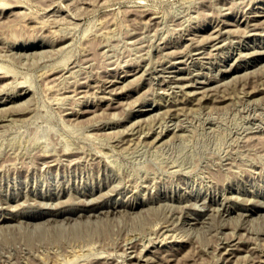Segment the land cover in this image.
<instances>
[{
	"label": "rangeland",
	"instance_id": "obj_1",
	"mask_svg": "<svg viewBox=\"0 0 264 264\" xmlns=\"http://www.w3.org/2000/svg\"><path fill=\"white\" fill-rule=\"evenodd\" d=\"M56 1L57 0H0V2H2V3H0V8L1 9H2V7L5 8V9L4 8L2 9L3 11L0 9L1 10L0 11V47H1L0 48V70H1L0 71V77L1 78L4 77V80L0 78L1 79L0 80V93L3 92V94L2 93L0 94V106L1 107L5 106L3 108V110H2V108H0V113H1L0 114V158L4 159V161L0 159V165H1L0 166V170H1L0 171V182H1L0 183L1 184L0 185V194H1L0 195V197H1L0 201H2V202H0V206L3 205V207H0V215H1V213H3L1 215L2 217L0 216L1 217L0 218V221H1L0 224L1 223H2V225H3V223H7V225L9 224L8 226L4 224V227L2 225H0V230H4L3 232H0V233L4 237L7 238V239L4 238L0 234V238H1V236L3 237L0 239V264H21V261H23L22 264H28V263L29 264H31V263L32 264H36V263L40 264L44 260H45L44 262L46 264H50V262L52 264H55V263H53L54 261H51V260H55L56 264H59V263L62 264L61 261H62V259L64 261L65 258H68V259L63 264H66V263L67 264L68 263L73 264L74 262L76 264H85V263L86 264L87 263H90V264H100V263L105 264L106 263L107 264L110 261L111 262L109 264H111V263L113 264L116 261L117 262L115 264H117V263L118 264H121V263L122 264H130V263L131 264L132 263H134V264L135 263L136 264H140V263L141 264H145V263L148 264L149 263L150 264L153 261H154V263H152V264H157L158 262H159L158 264H221V262H222V264H224L226 261H227V263H225V264H247V263L249 264V262L250 263L253 262V264L254 263L256 264L258 258L260 260V262H259V260H258V262L261 264L262 263L264 264V260L262 261V259H264V249H263L264 248V244H263L264 243V239H263L264 238V234H263L264 233V230H263L264 229V206H263V204H264V151H263L264 145H261V144H264V91H263L264 85H262V82H260L261 81L260 79H262V81L264 83V77L262 74L263 69H264V64H262V63H264V54H263L264 53L263 52L264 51V36H263L264 34H261V33H264V31H262V30H264V23L262 24V26L254 27L255 28L254 29L252 24L255 21L254 20L251 21L254 16L256 18L260 17L261 19H264V17H263L264 14H262L264 12V0H252L253 2H251V0H58L57 2ZM52 2H53V4H52ZM250 2H251V4H250ZM3 3H5V4H3ZM12 3H16V6H15V4L13 6ZM10 5H11V7H10ZM249 5H251V6H249ZM257 5L259 8L257 7ZM250 7L252 9H250ZM248 9H249V11H247ZM142 10H144V11H142ZM145 10H147V12H145ZM251 10H252V12H250ZM244 11H246V12H244ZM255 11L257 13L259 11V14H256ZM149 12H152V13H149ZM140 14H142V15H140ZM247 14H249V15H247ZM139 16H141V17H139ZM151 17L154 20H152ZM144 18H146V20L148 22ZM140 19H143L144 23H143V20H140ZM246 19L248 20V22ZM221 20H223V21H221ZM224 20H225V22H224ZM243 20L245 21V23ZM218 21L221 23H219ZM250 21L252 24H250ZM258 21H259V19H258ZM234 23L236 25H234ZM52 24L54 25V28H53ZM218 24L220 25V27L218 29L217 28L215 29V27L219 26ZM238 24H240L241 26ZM244 24H246L247 26ZM49 26H51V27H49ZM236 26L237 27L240 26L239 27L240 29H238ZM244 26H246L245 29H243ZM230 27L233 29L235 28L239 32L233 31V29H231ZM213 28H214V30H213ZM224 28L227 29V31H228L227 33L224 31ZM228 28H229L230 32L233 31V33L235 35L233 33H230ZM246 28H248L246 32L250 33L252 31L251 33L254 32V34L247 33L248 34V35L246 34L247 36L245 34H243V33H245ZM261 28H262V30H261ZM51 29H53L54 32H55V30H57L56 33L61 34L59 36V35H56V33H54L55 34L54 36H56L58 41H56L57 39L55 40V38L53 36V31ZM256 29L257 30L259 29L260 31H256ZM212 30L214 32H212ZM219 30L221 32H218ZM222 31H224V32L222 33ZM255 31L258 33H256ZM209 32L211 34H209ZM216 32H218V33H216ZM224 33H226V34H224ZM228 33H230V34H228ZM259 33L261 36L259 35ZM206 34H207V36H204ZM212 34H214V35H212ZM242 34L245 36H243ZM67 35L69 37H67ZM211 35H212V38L210 37ZM218 35H221V36H218ZM257 35H258V37H257ZM196 36H198V37H196ZM239 36H240V38H239ZM213 37L214 38L216 37V38L213 39ZM252 37H253V40H252ZM67 38H68V40H67ZM191 38H193L194 40L196 39V40L194 41ZM203 38L204 39L209 38V39H207V40H209V42L208 41H207L208 43L205 42L206 40L205 41L202 40ZM50 40H51V42H49ZM235 40H236V42H235ZM214 41H216V42H214ZM238 41H241V42L239 43ZM245 41H246V43H245ZM64 42L66 43V46L64 45L65 44ZM197 42L199 45L196 44ZM212 42H214V43H212ZM1 43L3 46L4 45L5 46L4 47L1 46ZM200 43H203V45ZM217 43H218V45H217ZM261 43H262V45H260ZM51 44L54 46H51ZM59 44L64 45V47L62 48V45L60 47ZM219 44L221 46H219ZM12 45H14V46L12 47ZM209 45H211V46H209ZM234 45H236V46H234ZM55 46L57 48L56 50L54 48ZM195 46L198 48H196ZM205 46H206V48H205ZM58 47H60L62 49H58ZM190 47L192 48L191 50H189ZM200 47H201V49H200ZM212 47H213V51H211ZM239 47H240V50H239ZM253 49H254V51L256 49L257 51L261 52V54L257 51H256L257 52V54H256L253 51ZM260 49H261V51H260ZM179 51H181V53H178ZM190 51H193L194 53L190 52ZM196 51H198L200 53H198ZM188 52L190 54H192V53L193 54L190 56ZM203 52L205 53V55H202ZM233 52H234V54H233ZM238 52H240V53L238 54ZM246 52L248 53V55L246 54ZM253 52L255 54H253ZM207 53H210V55ZM178 54H179V56H178ZM199 54L202 55L203 57L200 56ZM249 54H250V57L252 59L249 57ZM207 55H209V56H207ZM192 56H194V57L196 56V57L194 58ZM225 56L226 57L228 56V57L226 59H224ZM235 56H238V58L236 59ZM241 56H242V58L244 57V59H241L240 58ZM245 57H247V58H245ZM200 58H202L203 61ZM85 59H87V60L85 61ZM188 59H189V62H188ZM233 59H235L234 60L235 62L233 61L234 63L232 62V64H231V61ZM245 59L248 61L247 65H245L246 64ZM177 60H178V63H177ZM170 61H171V63H170ZM174 61H176V64ZM224 61H225V63H224ZM167 62H169L170 64H168ZM173 62H174V64H172ZM66 63H68V64H66ZM129 63H132L131 66ZM133 63H135V64H133ZM143 63L145 65H143ZM184 63H185V65H184ZM190 63H192V64H190ZM128 64H129V66H128ZM166 64H168V65H166ZM235 64H237V65H235ZM63 65L65 66L64 71L67 67L65 72L63 71V67H64ZM72 65H73V67L70 68L69 66H72ZM133 65H135V66H133ZM137 65L139 68L137 67ZM182 65L185 68H182L183 67ZM188 65H189V67H188ZM232 65H233V67H232ZM257 65L260 68H258ZM53 66H57V67L61 66L60 67L61 69H59L57 67H53ZM144 66L146 67L145 71H150V72H147V73L142 72L143 69L145 68ZM159 66H161V67H159ZM167 66H169V67H167ZM225 66H226V69L224 68ZM262 66H263V68H262ZM158 67L160 69L162 67H164V68H162L163 71L162 70L159 71ZM252 67H253V69H252ZM50 68H52V72H51ZM54 68L59 69V71L56 69L57 71L54 70L55 72H53ZM155 68H156V70H155ZM220 68L225 70V72L223 70H221ZM247 68L252 69L253 71L256 72V73L255 72L253 73V75L255 74L254 77H253V75L251 77H247L246 73H248L250 76L251 75L250 73L253 72L252 70H248ZM260 69L262 71H260ZM47 70H48V73L46 72ZM134 70H136L137 73ZM179 70H181V71L183 70V71L180 72ZM236 70H237V72H236ZM245 70H248L251 72H246ZM121 71H122V73H121ZM123 71L124 72L126 71L125 74ZM131 71H132V73H131ZM157 71H158V73H161L160 76L157 73ZM174 71H175V73H174ZM5 72L9 74V75L7 74L8 77L6 76ZM60 72L62 75H60ZM139 72H141L140 77L143 76L142 77L143 79L140 78L141 80H139ZM258 72H261V73H259L261 75V77H259L260 75L258 76V74H257ZM143 73H144V75H143ZM239 73L241 76L239 75ZM3 74H4V76H3ZM45 74H47L49 77H47V75L45 76ZM57 74H58V76H57ZM114 74H116V76ZM174 74H176L177 76L182 75V77H183L182 82L177 83V84H179V85L182 84L184 86V84L186 83V85L184 86L185 90H188L191 88L190 91L189 90L188 91L192 92V94H189V92L187 93V91H185V93L187 94L186 95L184 93V88L182 90L183 86L182 87L180 86L181 87L180 88L179 86H176L177 85L176 83H172V82L170 83L169 75H174ZM194 74L197 75L198 77L195 76ZM235 74L237 76H233ZM243 74L246 75V76L244 75L245 79L243 78L244 76H242ZM63 75L64 76L66 75V77H64ZM153 75H155L156 77ZM162 75H163V77H162ZM188 75H190V76H189V78L186 77L187 78L186 79L184 76H188ZM51 76L53 78H55V76H56L57 78H55L53 80ZM62 76H63V79L59 80V78H62ZM117 76H119V77H117ZM137 76H138V79H135V78H137ZM114 77H116V78H114ZM131 77L132 78L134 77L133 78L134 80ZM166 77L168 80L165 81ZM195 77H197V78H195ZM230 77L234 78V80L233 79L231 81L228 80V79H230ZM252 77L257 81L252 79ZM48 78L52 79V80H49ZM127 78H129L130 81L133 80V81H131V84L129 83L130 81H128ZM162 78L164 79V82L162 81L163 80ZM241 78H243V79H241ZM257 78H259V79H257ZM115 79H116V81H115ZM124 79H126L128 81V83ZM195 79H197V80H195ZM199 79L201 80V82L203 81V79H205V80L201 83ZM235 79H237V81H239V82H237ZM2 80H3V82H2ZM6 80H7L8 84L6 83ZM47 80H48V82H47ZM117 80L121 81V82H118ZM192 80H194V81H192ZM208 80H209V82H208ZM220 80L223 82L221 83ZM224 80H226V81L228 80V82L226 83V81H224ZM246 80H247L248 84H246V82L243 83V81H246ZM248 80L249 81L254 80L255 83H254V81H252L253 83L250 81L253 84L252 85ZM258 80H260V81H258ZM55 81H58V83L54 84ZM84 81H86V82H84ZM94 81H96V82H94ZM159 81H161V82H159ZM188 81H190L189 83L191 85L190 84L187 85ZM4 82L7 85H3ZM81 82H82V84H81ZM123 82H126L125 85H123ZM132 82H134V84H136V82H137L138 86H137V84L136 85L132 84ZM139 82H140V84H139ZM75 83H77V84H75ZM78 83H79V85H78ZM85 83H88L89 85L88 84L86 85ZM99 83L101 86L99 85ZM50 84L52 86H50ZM128 84H130V86H128ZM169 84H172L175 87L174 86L171 87V85H169ZM195 84L197 86H195ZM205 84H206V86H205ZM214 84L215 85L219 84V85L213 86ZM256 84L259 85V88H257L258 86ZM25 85H26V87H25ZM28 85H29V87H28ZM74 85H77V87L78 86L79 87L77 88ZM91 85H94V87ZM104 85H106V87ZM114 85H116V86H114ZM119 85L125 89V90L123 89L124 92L122 91V88ZM167 85H168V87H167ZM203 85L205 86L204 89L202 87ZM16 86L18 87V89ZM85 86L86 87L90 86V87H87V89H86ZM125 86H126V88H125ZM242 86H244L243 89H242ZM250 86L252 89H260L263 92L260 91L259 92L260 94L256 93L257 95L252 94V92H251L252 90L249 88ZM252 86H254V87L257 86V87L254 88ZM95 87H97V88H95ZM159 87H163V88H159ZM215 87H216V89L212 90V88L214 89ZM246 87L250 89L249 91L251 93L248 94V91L245 90ZM19 88H21L22 90ZM74 88L75 89L77 88V90H75ZM91 88L92 89L95 88L96 90L95 89L92 90ZM114 88H116L117 90ZM167 88H168V90H167ZM206 88H208L207 90L210 89V91L207 92ZM222 88H223V91L221 90ZM99 89L104 93L103 96H101L103 93L101 91H99ZM112 89H114L115 91ZM193 89L194 90L197 89L198 91H200V89H203L204 91L202 90V91L196 93V92H194ZM217 89H219V91H217ZM83 90L88 92V94ZM109 90H111V91H109ZM164 90L168 91V93H165ZM72 91L74 93H72ZM77 91L80 92L81 96H80L79 92H77ZM119 91H120V94H119ZM181 91H183L184 94ZM70 92H71V94H70ZM76 92L78 95L75 94ZM82 92H85V94H87L86 95L87 97H89V95H90V97H89L90 99L87 97H84V93H82ZM121 92H122V94H121ZM171 92H173L176 97ZM202 92H204V95ZM206 92L207 93L211 92L212 96H211V94H209L210 96L208 95L209 96L208 97ZM219 92L220 93L222 92L224 94L221 95L222 93L219 94ZM6 93H8V94L6 95ZM18 93H20V94H18ZM94 93H95V96L93 98ZM169 93H171L170 95L173 99L175 97L176 101L170 97ZM72 94H75L76 96H78V97L80 96V97L78 98ZM82 94H83L84 98H82ZM160 94H162V95H160ZM200 94L203 96V98H202L203 100L198 97V96H201ZM4 95L6 97L8 96L7 99H12V98L13 99L11 101L3 104V101L6 99V97ZM98 95H99V97H98ZM108 95L110 96V98H108L109 97ZM163 95H164V97H162ZM190 95L191 96L194 95L196 98H192ZM219 95H220V97H219ZM105 96H107V97H105ZM116 96H118V97H116ZM124 96H126V97H124ZM182 96H184V97H182ZM96 97H98V98H96ZM188 97H190V98H188ZM217 97H219L218 98L219 100L216 99ZM221 97H222V100L220 99ZM2 98H3V100L1 101ZM101 98H102V100H97V99H101ZM104 98H106V99H104ZM164 98L167 99V101ZM212 98H215V99H212ZM224 98H225V100H223ZM76 99H77V101L80 100L79 103L76 101ZM160 99L163 100L164 102L161 101ZM177 99H179V100H177ZM186 99H188V100L191 99L190 100L191 102L188 100L186 101ZM192 99H193V101H192ZM197 99H199L198 101L201 102L200 104L197 101ZM208 99L209 100L211 99L210 101H212V100H214V101L210 102ZM253 99H255V100H253ZM91 100H95V101H91ZM136 100H138V101H136ZM142 100H144V101H142ZM96 101H98V102H96ZM109 101H110V103H109ZM119 101H121V102H119ZM123 101H125L127 103V105ZM155 101H158V102L156 103ZM177 101L179 103H177ZM75 102H77V103H75ZM85 102H87L89 105H87V103H85ZM92 102H94V103H92ZM160 102H162L163 104ZM168 102L169 103L172 102V103H170L171 105ZM193 102H196V103H193ZM204 102H206V103H204ZM8 103L10 104V106L13 104L11 106V108H9L10 106ZM116 103H119V104L116 106ZM133 103H134V105L137 104L136 105L137 107L134 106ZM186 103H187V105H185ZM211 103H213V105ZM215 103L217 106L215 105ZM78 104H80V106L81 105L82 106L80 107ZM138 104H139V106H138ZM173 104L174 105L176 104V108L174 107ZM6 105H8V107ZM77 105L79 107H76ZM101 105H102V108H101ZM177 105L180 107H178ZM190 105H192V107ZM196 105H198V106H196ZM73 106H74V108H73ZM96 106H98V107L96 108ZM106 106L107 107L111 106V108L105 109V113L102 114L101 112L102 111L104 112V108H107ZM114 106H116L117 108L116 107L114 108ZM119 106H122V107H119ZM125 106H127V107H125ZM182 106H185V107H183V111L185 114L183 113V111H182V114L180 113L181 111L179 109H181ZM187 106H189V107H187ZM66 107L67 108L70 107V109L69 108L67 109ZM163 107H164V109H162ZM5 108L7 109V112H5L6 111ZM71 108H73L74 110L73 109L71 110ZM76 108H78V109L80 108V109L77 110ZM86 108L89 109L88 113L87 112L86 113H84V112L80 113L83 110H85ZM122 108L124 111L122 110ZM145 108L147 109L148 112L146 111ZM168 108H170V109H168ZM177 108H178V110H177ZM90 109H91V111H90ZM93 109L96 110L95 111L96 113L93 112ZM112 109L114 110V113H112V111H113ZM65 110H69L70 112L72 111L73 113H69V111L68 112L66 111L67 112L66 113V112H64ZM172 110H173V112H172ZM176 110L179 111L178 114L182 115V116L180 115L181 117L176 113L177 112ZM98 111H99L102 119H104V117H102L104 115L105 121L107 120L106 119L107 117L109 120L111 119V121L107 120L106 123H104L105 122L104 120L103 121L100 120L101 118H100V115L98 114ZM108 111H109V114H108ZM125 111H126V113H125ZM156 111H158V115H156L157 114ZM166 111H169L168 115L171 118V120L168 117ZM174 111H176V112H174ZM134 112H135V114H134ZM171 112H172V114H171ZM5 113H7V115ZM173 113H175L174 116H173ZM66 114L69 117H67ZM97 114L99 116H97V119H95L96 116H94V115H97ZM112 114H116L117 116H120L122 114V116L116 118L115 119L116 121L114 120L112 122V120L114 119V118L112 119V116L114 117V115H112ZM127 114L128 115L131 114L134 116H131V115L128 116ZM148 114H150L151 120H150V118L148 119V117H149ZM110 115H111V118H109ZM155 115H156V117L154 118ZM2 116H4L3 117L4 119L2 118ZM83 116H84V118H83ZM90 116H91V119L94 118L92 120L90 119L92 121V122L90 121L92 125H89L90 122L88 123ZM117 116H115V117H117ZM145 116L147 117L146 119H144ZM176 116H178V117L176 118ZM70 117H72V119ZM125 117H126V119H125ZM122 118H124L125 120ZM137 118H139V119H137ZM180 118H182V119L180 120ZM77 119H79V121L80 120L81 121L76 122L75 120H77ZM82 119H83V122H82ZM119 119H121L122 121ZM133 119H135L136 122H134ZM97 120L99 122H103V123L102 124L99 123L98 125H100V126H98L95 123V122L98 123ZM129 120H132V122L131 121L130 122L133 123L132 124L133 126L132 125L130 126L132 130L130 128L128 129L129 126L126 127L127 125L131 124L129 122ZM144 120H147V121H144ZM117 121H120V124ZM141 121H142V123H141L142 127L140 126ZM143 122H145L146 124L148 122L149 123L147 125L146 124L143 125ZM169 122H171L170 125H169ZM115 123H117V124H115ZM84 124L86 126L88 124V126L86 127ZM123 124L124 125L126 124V125L124 126ZM134 125H136V126H134ZM165 125L167 127H164ZM176 125H177V127L175 128ZM122 126H124V127H122ZM157 126H159V127H157ZM162 126L164 127L165 130L163 129ZM90 128H91V130H90ZM141 128L144 132H142V130L140 131ZM94 129H96L100 134ZM109 129H110V131H109ZM123 129L124 130L126 129L128 131V133H126L127 131L124 132V136H123V133H121L124 131ZM151 129H152V131L154 130L156 133H157V131L160 132V137L157 139H155V138L152 139L156 134L154 131H153L154 132L153 133L151 131ZM158 129H160V130H158ZM114 130L116 132L119 130V132L121 134L119 132L116 133ZM133 130H136V132L139 130V132L136 133ZM162 130H164L166 133L165 132L162 133ZM91 131H92L93 135L91 134ZM94 131H95V135H94ZM100 131L105 132V134L108 131L110 136H109L108 132L105 135V134L101 133ZM113 132H114V134H113ZM147 132H148L149 136L145 135ZM149 132L152 134H149ZM248 132H250V133H248ZM143 133H145V134H143ZM170 133H172V134L177 133V134H175V136H174V135H171ZM116 134H118V136H120V137H118ZM130 134L135 135L136 138L133 135H131V137H133V138H131L129 136ZM141 134H143V135H141ZM248 134H249V137H248ZM139 135H140V137H139ZM169 135L171 137L174 136V138H171ZM250 135H251V140H250ZM114 136H117V137H114ZM253 136H254V138H253ZM113 137L116 139H113ZM137 137H139V139L141 138L143 141L141 139L139 140ZM147 137L150 139H148ZM246 137H248V138H246ZM120 139H121V142H120ZM123 139H124V141H123ZM144 139H145V141L147 140L146 142H148L149 144L146 143L144 141ZM159 139H161V141H159ZM165 139H166V141H165ZM115 140L116 141L119 140V141H117V143H116ZM148 140H150L151 142H149ZM246 140H247V142H245ZM136 141H137V143H136ZM152 141H153V143H154L153 145H155V147L152 145ZM251 141L252 142L254 141L253 144ZM257 141L259 144L257 143ZM262 141H263V143H260ZM244 142H245V144H243ZM255 142L257 143L258 146L256 145ZM119 143H122V144H119ZM127 143H128V145L129 144L130 145L128 146ZM133 143H136V144H133ZM157 143H159V144L157 145ZM246 143H248L250 145H248V147H245V146H247ZM143 144H145V145H143ZM120 145L121 146L126 145L128 147H126V146L121 147ZM243 145H245L244 146L245 148H243ZM157 146H159V147H157ZM240 146H241V148H240ZM79 148H80V150H79ZM59 149H62L63 151L59 150ZM65 149L66 150L71 149V150H69L70 152L68 151L67 153H65L64 152ZM98 150H101V151L98 152ZM60 151L63 153H60ZM54 152H55V154L59 152L60 155L59 154L58 155L60 157L57 156V154L55 155ZM73 152H75V153H73ZM78 152H79V154H78ZM80 152H82V153H80ZM261 152H263V153H261ZM44 153H47L44 156L45 158L42 156ZM50 153H52V154H50ZM64 153L67 155H65ZM99 153L103 154L104 156L101 154L99 156ZM34 155H36V156H34ZM61 155H62V157H61ZM78 155H79V157H78ZM82 155H84V156H82ZM4 156L5 157L7 156V157L5 158ZM52 156H53V158H52ZM88 156L89 157L93 156L92 157L93 159H91V158L88 159ZM2 157H4V158H2ZM9 157H11V158H9ZM13 157H14V159H13ZM33 157H34V159H33ZM41 157H42V159H41ZM75 157H78L79 159L75 158ZM101 157H102V159H101ZM56 158H57V161H56ZM59 158H61L64 161V163H68V164L71 163V164L68 166V164L67 165L64 164L61 159H60V161H62V162L58 161ZM35 159H37V161ZM64 159H66V160H64ZM68 159H69V161H67ZM73 159H74L75 163L73 162ZM77 159L79 162L76 161ZM6 160H8V161H6ZM87 160H88V163H87ZM97 160H98V162L100 160L101 163L100 162L99 163L101 165L97 164L98 163ZM9 161H10L11 166L14 164L13 165L14 168L13 167L11 168V166L9 165ZM13 161L15 163H13ZM21 161H23V162H21ZM44 161H45V163L47 162L45 167L43 166ZM53 161H54V164L51 165V163ZM83 161H85V162H83ZM40 162H41V164H40ZM72 162H73V164H72ZM90 162L94 163V165L95 164L96 165L94 166ZM3 163H4V165H3ZM22 163H23L24 167L21 166ZM48 163L50 165H48ZM7 164H8V166H10V168H8V166L6 167ZM32 164L34 166H31ZM15 165H16V167H15ZM97 165H99V166H97ZM28 166H29V168H28ZM63 166H65V167L63 168ZM21 167L25 168L24 169L25 171L23 169H21ZM43 167H44V169H43ZM49 167L51 170L49 169ZM27 168H28V170L26 171ZM34 168H36V169H34ZM96 168H98L97 169L98 171L96 170ZM57 169H59V170H57ZM7 170H8V172H7ZM10 170H11V173H10ZM13 170H15V173ZM39 170H42V171H39ZM19 171L22 174H19L20 173ZM6 173H8L9 176ZM23 173H24V175H26V174L27 175L24 176ZM28 174H30V175L28 176ZM58 174H60V176ZM6 176H8V177H6ZM22 176H24V178ZM98 179H100V180H98ZM101 180H104L105 184L102 183L103 181L100 182ZM97 183H99L100 185ZM101 183L104 184L106 186V188L104 185L102 186ZM65 184H67V185L65 186ZM97 185H99L100 187ZM3 186H4V188H3ZM14 186H15V188H14ZM52 186H54V189L51 188ZM57 186H59L60 188ZM89 186H92V188L94 187L96 190L94 188H93L94 191L91 190L92 188ZM107 186H109L108 188L110 191L112 189V191L110 193L107 192V191H109ZM23 187H25V188H23ZM26 187H27V189H26ZM72 187L75 188V190ZM97 187H98V189H97ZM112 187H114L115 190H113ZM32 188H34V189L36 188V189L34 190ZM155 188H157V189H155ZM2 189H4V190L2 191ZM40 189H42L41 190L42 192L40 191ZM59 189H61V190L59 191ZM76 189H78V190H76ZM158 189H160V191ZM25 190H27V191L24 193ZM49 190H52V191H49ZM85 190L88 192H86ZM155 190H157V191H155ZM12 191H14V192H12ZM18 191H20L21 193ZM29 191H30V193H29ZM43 191L45 193H43ZM53 191H54V193H53ZM77 191H79V192H77ZM82 191H84V192L82 193ZM103 191H106V192H103ZM113 191H114V194H113ZM148 191H150L152 194ZM174 191H175V193L173 195ZM1 192H4V195ZM66 192H67V194H66ZM68 192H70L72 194L73 198L71 197V194ZM93 192L95 193V195ZM101 192H103V193H101ZM118 192H120V194L122 193L121 195L122 196L124 195V196L122 197L120 194H118ZM158 192H160L159 195H158ZM171 192H172V194H171ZM181 192L183 193V195L181 194ZM248 192H249V194H248ZM258 192H260V193H258ZM32 193H34V194H32ZM59 193H61V194H59ZM85 193L87 195H84ZM88 193H89V195H88ZM106 193H108V194H106ZM9 194H12V195H9ZM26 194H27V196H26ZM47 194H48V196H47ZM49 194H50V196L52 195V197H50L51 199L49 198ZM99 194L100 195L104 194L103 195L104 197L102 195L100 196ZM170 194H171V196L173 195L172 198L170 197ZM180 194H181V197H180ZM185 194H187V195H185ZM41 195L42 196L44 195V196L42 197ZM58 195H60V196H58ZM76 195H77V197H76ZM145 195L147 198H148V196H153V197H151V198L149 197L150 198V200H149L145 197ZM165 195L168 199L165 197ZM167 195H169V196H167ZM206 195H208V196H206ZM11 196H14V197H11ZM28 196H29V198H28ZM34 196H35V198H34ZM68 196H69V198H68ZM83 196H84V198L85 197H87V198L84 199V198H82ZM97 196L99 198L98 201H97V199H95V198H97ZM130 196L132 198H130ZM182 196H185L186 199H185V197H182ZM194 196L196 197V199ZM255 196L257 197V199H255ZM55 197H57V198H55ZM70 197L72 198V200H74L76 197L77 201L80 200L81 202L83 199L84 204H83V202L79 203L77 201H76L77 203H75V200L73 202L70 199ZM90 197L94 198V201H93V199H90ZM101 197H103L104 201L101 200ZM107 197H108V199H107ZM202 197H205V198H203V201L201 200ZM245 197L247 198V200ZM52 198H55L56 200L52 199ZM111 198H112V200H111ZM206 198H208V199L206 200ZM2 199L5 201V203L3 202ZM5 199H7L8 203H10V202L11 203L8 204ZM17 199H19V200H17ZM33 199L34 200L36 199L38 202L34 201ZM44 199H45V202H44ZM61 199H63L64 201L62 200L63 201L62 202ZM65 199H67L68 201ZM115 199H117V200H115ZM118 199H120V200H118ZM125 199H127L128 201L129 200H131V201L128 202ZM142 199L144 200V203H143ZM158 199H160V200L158 201ZM166 199H167V201L165 202ZM253 199H255V200H253ZM15 200H17V201H15ZM25 200L26 201L28 200V202L29 201L31 202L32 208H31V204H29L30 202L28 203L29 205L26 204L27 206L24 204H23L24 205L23 206L21 203H19L21 201H22V203H25L26 202ZM57 200H59V201H57ZM153 200H155V201H153ZM178 200H180L182 202H179ZM217 200L219 202L224 201V203L220 202V204H219V202ZM245 200L246 201L249 200L248 204ZM39 201L43 202V206L46 205L45 207H47V205H48V207L42 208L43 206L40 205ZM48 201H52V202L57 201L58 203L61 201L62 203H60V205L62 207L58 205L59 207L57 208L56 207L57 202L56 203L49 202L51 204V206H50ZM69 201H71V202H69ZM116 201L117 202L119 201V202L117 203ZM121 201H123V202H121ZM186 201L188 202V205H190L189 204L190 201L193 203V205L191 204L190 206H188L186 204L187 203ZM194 201H195V203H194ZM254 201H256V202H254ZM261 201L263 203H261ZM87 202H90V203H87ZM97 202H99V203H97ZM109 202H111L110 204H112V205L108 204ZM133 202H134V205H133ZM240 202H244L245 205H243L244 203L241 204ZM257 202H259V204H262V205L257 204ZM35 203H36V206H35ZM182 203H185V204L183 205ZM221 203L223 204L222 208H219L221 206ZM18 204H21V205H19L20 209L18 208V206H16ZM37 204H38V206L39 205L40 206L37 207ZM87 204H88V206H87ZM95 204L99 208H97V206ZM121 204H123V205H121ZM136 204H137V206H136ZM196 204L198 205V207H196L197 206ZM202 204L203 205L205 204L203 208H202V206H203ZM208 204H210V205H208ZM213 204H215V205H213ZM226 204H227V206H225ZM7 205H8V207H7ZM53 205H55V207ZM179 205H181V206H179ZM194 205L197 209L194 207ZM247 205H249L250 207ZM256 205H258V206H256ZM10 206H12L14 208L12 209ZM78 206H80V207H78ZM89 206L91 207V210H90ZM92 206H94L93 209H92ZM112 206H117L118 208L116 211H118V212L110 211V209H108L109 207H112ZM125 206H126V208H124ZM186 206H188V207H186ZM214 206H216V207H214ZM251 206H254V207H251ZM22 207L23 208L25 207L24 210ZM100 207L102 208V210H100L101 209ZM199 207L201 208V210L203 209L202 212H201V210H199ZM210 207L213 208L214 210L210 209ZM4 208H7V209H4ZM79 208H82L84 211L83 210L80 211ZM85 208H87V209H85ZM143 208L145 210H143ZM179 208H182V210L180 209V211H179ZM216 208H218L220 211ZM224 208H226V210ZM237 208H238V210H237ZM47 209H48V211H47ZM58 209H60L61 212ZM70 209H72V210H70ZM73 209H74V211H73ZM120 209L123 210L127 214L129 213L128 216L123 211L121 213V211H119ZM125 209H127V210L125 211ZM175 209H177L178 211L177 210L175 211ZM189 209L193 213L189 212L190 211ZM215 209L219 213L216 214ZM6 210L9 213H7ZM21 210H22V212H20ZM28 210H29V212H28ZM139 210H140V213H139ZM206 210H208V211L206 212ZM210 210H211V212H215V213H213V214L210 213ZM228 210L231 212H229ZM236 210H237L238 214H236ZM10 211H11V213H10ZM23 211H24V213H23ZM34 211H35V215L33 214ZM38 211H40V212H38ZM78 211L80 213L82 212L83 215L80 214ZM99 211H101V212H99ZM129 211H131V212H129ZM135 211L138 212V214H136L137 216L135 215V213H133V215H132V212H135ZM173 211H175V212H173ZM181 211H183V212H181ZM223 211L226 214H223ZM57 212H58V214H57ZM69 212H71V213L69 214ZM86 212H87V214L91 212L90 214H92L93 216L90 214L87 215ZM96 212H97V214H100V215H97ZM177 212L179 213V215L177 214ZM240 212H242V213H240ZM248 212H249V214H248ZM180 213H182L181 216H180ZM245 213L247 214V216H243V215H246ZM73 214H75V215H73ZM108 214L110 216H107ZM124 214H125V216H123ZM239 214L240 215L243 214L242 217L241 216L239 217ZM65 215L66 216L68 215L67 219L71 218V220L70 219L67 220L65 218ZM80 215H82L81 219H80ZM85 215H87V216H85ZM94 215L99 216V217H96ZM118 215H119V217H117ZM208 215H210V216H208ZM54 216L57 218H55ZM63 216H64V219H62ZM101 216L103 219H101ZM105 216H106V220H105ZM197 216H198V218H197ZM20 217H21V219H23L22 222L20 220ZM25 217H27V218H25ZM49 217H51V219ZM91 217H93V218H91ZM202 217H203V219H202ZM54 218L57 220L56 223L54 222V220H55ZM75 218H77V219L73 223V220ZM84 218H87V221L89 219V221L87 222L86 219H84ZM188 218L189 219L191 218V219L189 220ZM225 218H227V219H225ZM45 219H46V221L50 220V222L48 221V223H47L45 221ZM97 219H99V222ZM185 219H186V221H183ZM19 220L21 223L19 222ZM36 220L38 222H40V224ZM52 220H53V223H51ZM77 220L79 221V223H77ZM94 220H96V221H94ZM202 220L204 222H202ZM60 221H62V222H60ZM10 222L14 223V225H12ZM29 222H31V223H29ZM67 222H68V224H67ZM90 222H91V224H90ZM97 222H98V225H97ZM17 223H20V224H17ZM25 223H28V224H25ZM54 223H55V225H54ZM58 223L60 225H61V223H63V224L60 226ZM65 223L67 224V228L69 226V230L67 228H65L66 230L64 229ZM71 223H72V225H71ZM83 223H84V226H86L87 228L89 227L87 229V232L89 231V229H91V231H92V229L93 230L95 229L94 232L96 235H94L93 231H92L93 236H92L91 231H89L91 233V236H90L89 232L86 234V232H85L86 227L83 226ZM162 223H163V225L165 224V226H163ZM32 224H35V225H32ZM41 224H43V227L44 226L45 227L48 226V227L46 229L44 227V229H43ZM57 224H58V226H57ZM75 224H77V225L80 224L81 228L84 227V229L81 230V228L79 227L80 225L75 226ZM87 224H89V225L87 226ZM99 224H100L101 229H99ZM22 225H23V227L21 228ZM38 225H39V227H38ZM52 225H53V233H52V228H51ZM92 225H93V228H92ZM10 226H11V228H10ZM13 226H15V227H13ZM70 226H72V227H70ZM6 227L10 228V229L6 230ZM12 227H13V231H11ZM30 227H33V228H30ZM74 227H76V229L80 228V230L78 229L79 230L78 234H80V233L82 234L83 232H85V234L84 233L82 235L80 234V236L83 237V240H81L82 238L81 237L79 238V236L74 238L75 236H77V232H78V230H76ZM169 227H170V229H167ZM34 228L37 230L36 231L37 233H35ZM39 228L40 229L42 228L41 231ZM72 228H74V229H72ZM48 229H50V230L48 231ZM63 229H64V231L62 232ZM96 229H97V231H98V229L101 230V233H97ZM161 229H163L164 231ZM8 230H9V232H8ZM67 230L69 232L68 237H69L71 231H72V233H71L70 237L72 236V234L74 237H71L70 239L69 238L65 239L64 234L68 233ZM104 230L106 233L104 232ZM260 230L262 232H260ZM33 231H34V233L32 235ZM45 231H47L48 233H50V231H51V233L54 237L51 236V233L50 234L46 233V235H45ZM74 231H76V234ZM166 231H168V232L165 233ZM25 232L27 233L26 235H28V233H29V235L26 236ZM54 232H56V234H54ZM98 232H100V231H98ZM257 232H260V233H257ZM20 233H21V235H20ZM40 233H44V234H40ZM102 233L105 234L104 237L103 236L100 237V235H98L99 237L97 236V234H102ZM163 233H165V234H163ZM37 234H39L42 237H39V235L37 236ZM47 234L49 236H51V238L49 236H47ZM62 234L64 237L62 236ZM161 234H163V235H161ZM22 235H24V237ZM88 235H89V237H88ZM164 235H165V237H164ZM232 235H234V237ZM261 235H263V236H261ZM20 236L22 238H20ZM36 236H37V238H36ZM162 236L167 240L166 241L164 239L165 240L164 243H162L163 242L162 241L163 238H161ZM33 237H35V238H33ZM55 237L56 238L58 237V238L56 239ZM87 237L90 238L89 239L90 241L88 240ZM105 237H106V239H105ZM108 237L110 239H108ZM230 237H233V238H230ZM32 238L35 240H32ZM39 238L40 239L43 238V239L40 240ZM63 238L65 239V241H67V243L64 241ZM86 238L89 242H93L95 247H93L92 243H90L92 246L89 245L88 244L89 242H87L85 240ZM182 238H184V240ZM49 239L51 242L49 241ZM51 239L53 240V242ZM73 239H74V241H73ZM94 239H96V241H94ZM98 239H100L101 241ZM103 239H105V240H103ZM170 239H172V240H170ZM186 239L189 242H187ZM19 240L22 242L21 244L23 246L19 243L20 242ZM36 240L42 241V242L44 240L46 243L44 242L43 243L44 245H43L42 242L37 243ZM54 240L58 241V242H55L56 245H54ZM224 240H226V241L229 240L228 241L229 244L226 241L224 242ZM245 240L250 241V242L246 243ZM60 241H62V242L60 243ZM76 241L77 242L78 241H80V242L85 241L86 243L85 242L75 243ZM98 241H100V242H98ZM230 241H232V242H230ZM23 242H24V244H23ZM48 242H49V244L51 243L52 246H51V244L48 245L47 244ZM72 242H73V244H72ZM96 242H98V243H96ZM32 243H33V245H32ZM39 243H41V245H39ZM58 243H60V245ZM104 243H106V244H104ZM115 243L116 244L118 243V245H120V248L117 247L118 245H116ZM62 244H64V245H62ZM114 244H115V247H114ZM129 244H131V246ZM181 244H184V245H181ZM230 244H232V246ZM239 244H241V245H239ZM25 245H26V247H29V248H30V245H32V246L30 249L29 248L24 249ZM61 245L63 246V249H61L62 248ZM82 245H83V248L85 249L84 253L81 250V249H83ZM86 245H89V246H86ZM101 245L102 246L105 245L107 249L105 248V246H103V248H104L103 249L101 247ZM108 245H110V246H108ZM127 245H129V246H127ZM144 245H147V246H145V248L148 247V245H149L148 248H150V249L146 248V250H144L143 249ZM223 245H226L228 248H226V246L224 247ZM242 245L244 246V248L242 247ZM245 245H247V246H245ZM252 245H254L255 247ZM34 246L36 247V249ZM41 246L46 248V249H43ZM64 246H67V250L70 249L71 251L65 250L66 247L64 248ZM68 246H69V248H68ZM70 246L73 249H71ZM76 246H78V247H76ZM126 246L129 248H127ZM174 246H175V248H174ZM239 246H241V247H239ZM261 246H263V247L261 248ZM37 247H39V248H37ZM49 247H50V250H49ZM56 247L59 248V251L57 250L58 248H56ZM74 247H76L75 248L76 250L74 249ZM110 247H112L111 250L108 249ZM116 247L118 249H115ZM121 247L124 249H122ZM131 247H132L133 251L135 249L136 250L133 252L131 250ZM138 247H139V249H138ZM177 247H181V248H177ZM258 247H260V249ZM54 248H56V249H54ZM86 248L88 251L86 250ZM90 248L92 251L90 250ZM98 248L101 250H98ZM113 248L115 250H113ZM249 248L251 251L249 250ZM252 248L254 250L253 252H252ZM23 249H24V252H23ZM137 249L141 250V251L143 250L142 253H139V255H137L139 252ZM156 249H158V250H156ZM227 249H231L232 253H236V254H234L235 257L233 256V254H230V253L226 254ZM235 249L237 250V252ZM33 250H35V251L39 250V252L37 251L38 252L37 256H35L36 253ZM54 250H56V251H54ZM94 250L96 252H94ZM104 250H105V252H104ZM108 250H110V253L112 252V250H113V252L110 254V253H108L109 252ZM167 250H169V251H167ZM248 250H249V252H251L252 254H254L257 257V260L255 259V256L251 255V253H248V252L246 253V251H248ZM29 251L32 253H30ZM43 251L45 253L47 252L46 253L47 255L49 254L48 256L51 257V260L49 257H47V255ZM66 251L68 252L67 254H65ZM78 251H80V252H78ZM101 251L103 254L101 253ZM166 251H167V253L164 256L163 254H165L164 252H166ZM224 251H225V253H224V256L222 257V255H223L222 253ZM69 252H72V255ZM74 252L76 253V255L73 256V254H75ZM124 252H126V254L129 257ZM136 252H137V254H136ZM153 252H154V254H153ZM157 252H159L161 254L160 256H162V255L163 256L160 257ZM171 252H172V254H171ZM257 252H259V253H257ZM42 253H44V254H42ZM52 253H53V255H51ZM58 253L60 254L59 256H57ZM95 253L99 254L100 256H97ZM26 254H28V255H26ZM30 254L32 256L31 258H32L33 262H31L29 260ZM140 254H141V256L143 254V257L139 258ZM243 254H246L245 255L246 257ZM259 254L262 257L261 256L258 257ZM66 255H68V256H66ZM105 255H106V258L102 257ZM108 255H110L111 258L110 257L108 258ZM144 255L146 257H149V255H150V257H154V258L149 257V258L145 259L146 257ZM242 255H243V257H242ZM23 256H24V258L28 257V259H27L28 261L26 259L22 258ZM39 256H40L41 260L39 259ZM41 256H43L44 259ZM76 256H77V259L75 258ZM166 256H168V257H166ZM33 257H35V258H33ZM36 257L38 258L39 261H37ZM58 257L61 259V260L59 259L60 261L56 260V259H58ZM72 257H74V259ZM137 257L139 258V260H137L138 259ZM225 257H226V259H224ZM227 257H229V258L231 257L230 258L231 260L228 259ZM70 258H72L73 260L68 261ZM114 258L117 260H115ZM162 258H163V260L165 259V261H163ZM171 258L174 260H172ZM35 259H36V262H35ZM108 259H110V261ZM244 259L245 260L247 259V261H245ZM78 260L80 261V263ZM86 260H88V261H86ZM131 260H132V262H131ZM253 260L256 262H254ZM90 261H93V262H90ZM101 261H103V262H101ZM112 261H114V262H112ZM38 262H40V263H38ZM44 262L41 264H45ZM47 262H49V263H47ZM71 262H73V263H71ZM258 262H257V264H259Z\"/></svg>",
	"mask_w": 264,
	"mask_h": 264
},
{
	"label": "bare ground",
	"instance_id": "obj_2",
	"mask_svg": "<svg viewBox=\"0 0 264 264\" xmlns=\"http://www.w3.org/2000/svg\"><path fill=\"white\" fill-rule=\"evenodd\" d=\"M57 1H58V0H57ZM57 1H56V2H57ZM251 2H253V1L251 0ZM251 2H250V4H251ZM254 2H255V1H254ZM0 3H2V2H0ZM6 3H7V2H6ZM9 3H10V2H9ZM3 4H5V3H3ZM3 4H2V5H3ZM12 4H13V6H14V4H15V6H16V3H12ZM52 4H53V2H52ZM2 5H1V6H2ZM17 5H18V4H17ZM3 6H4V5H3ZM5 6H6V5H5ZM138 6H139V5H138ZM249 6H251V5H249ZM6 7H7V6H6ZM10 7H11V5H10ZM257 7H258V5H257ZM3 8H4V7H2V9H3ZM248 8H249V7H248ZM258 8H259V7H258ZM0 9H1V8H0ZM2 9H1V10H2ZM4 9H5V8H4ZM138 9H139V8H138ZM250 9H252V8L250 7ZM1 10H0V11H1ZM256 10H257V9H256ZM2 11H3V10H2ZM140 11H141V10H140ZM142 11H144V10H142ZM247 11H249V9H248ZM261 11H262V10H261ZM145 12H147V10H145ZM244 12H246V11H244ZM250 12H252V10H251ZM255 12H256V11H255ZM2 13H3V12H2ZM2 13H1V14H2ZM139 13H140V12H139ZM149 13H152V12H149ZM253 13H254V12H253ZM143 14H144V13H143ZM245 14H246V13H245ZM256 14H259V11H258V13L256 12ZM262 14H264V12H263ZM140 15H142V14H140ZM242 15H243V14H242ZM247 15H249V14H247ZM143 16H144V15H143ZM151 16H152V15H151ZM257 16H258V15H257ZM139 17H141V16H139ZM144 17H145V16H144ZM152 17H153V16H152ZM152 17H151V19L154 20ZM243 17H244V16H243ZM243 17H242V18H243ZM251 17H252V16H251ZM263 17H264V16H263ZM148 18H149V17H148ZM154 18H155V17H154ZM144 19L146 20V18H144ZM247 19H248V18H247ZM247 19H246V20H247ZM258 19H259V21H258ZM140 20H143V19H140ZM237 20H238V19H237ZM241 20H242V19H241ZM241 20H240V21H241ZM249 20H250V19H249ZM253 20H254L255 22H253V24H252L251 21H253ZM138 21H139V20H138ZM146 21H147V20H146ZM146 21H145V22H146ZM221 21H223V20H221ZM243 21H244V20H243ZM243 21H242V22H243ZM251 21H250V24H252L253 28H254V27H257V26H258V27H259V26H262V24L264 23V19H261L260 17H257V18H256L255 16L253 17V19H252ZM147 22H148V21H147ZM218 22H219V21H218ZM224 22H225V20H224ZM228 22H229V21H228ZM230 22H231V21H230ZM232 22H233V21H232ZM238 22H239V21H238ZM247 22H248V20H247ZM143 23H144V20H143ZM219 23H221V22H219ZM244 23H245V21H244ZM226 24H227V23H226ZM232 24H233V23H232ZM248 24H249V23H248ZM212 25H213V24H212ZM218 25H219V24H218ZM230 25H231V24H230ZM234 25H236V24L234 23ZM238 25H240V24H238ZM244 25H246V24H244ZM52 26H53V28H54V25H53V24H52ZM210 26H211V25H210ZM213 26H214V25H213ZM225 26H226V25H225ZM240 26H241V25H240ZM240 26H239V27H240ZM246 26H247V25H246ZM246 26H244L243 29H245ZM250 26H251V25H250ZM49 27H51V26H49ZM219 27H220V25H219L218 27H215V29H216V28L218 29ZM221 27H222V26H221ZM223 27H224V26H223ZM236 27H237V26H236ZM239 27H237V28L240 29ZM248 27H249V26H248ZM230 28H231V27H230ZM231 29H233V28H231ZM234 29H235V28H234ZM234 29H233V31L239 32L238 30H236V29L234 30ZM247 29H248V28H246L245 33H243V34L246 35L247 33H249V32H246ZM250 29H251V28H250ZM254 29H255V28H254ZM51 30L53 31V29H51ZM54 30H55V29H54ZM213 30H214V28H213ZM213 30H212V32H214ZM228 30H229V28H228ZM261 30H262V28H261ZM56 31H57V30H55V32L53 31V36L55 35L54 33H56ZM224 31H225L226 33L228 32L227 29H225V28H224ZM224 31H222V33H223ZM233 31L230 32V30H229L230 33H233ZM248 31H249V30H248ZM256 31H260V30H259V29H258V30L256 29ZM256 31H255V32H256ZM262 31H264V30H262ZM49 32H50V31H49ZM218 32H221V31L219 30ZM218 32H216V33H218ZM240 32H241V31H240ZM242 32H243V31H242ZM251 32H252V31H251ZM251 32H250V33H251ZM50 33H51V32H50ZM226 33H224V34H226ZM230 33H228V34H230ZM250 33H249V34H250ZM256 33H258V32H256ZM260 33H261V32H260ZM260 33H259V35H260ZM195 34H196V33H195ZM207 34H208V33H207ZM207 34L204 35V36H207ZM209 34H211V33L209 32ZM209 34H208V35H209ZM233 34H234V33H233ZM233 34H232V35H233ZM240 34H241V33H240ZM243 34H242V35H243ZM251 34H254V32L251 33ZM261 34H264V33H261ZM56 35H59V36H60L61 34H60V33H58V34L56 33ZM64 35H65V34H64ZM212 35H214V34H212ZM212 35L210 36L211 38H212ZM221 35H222V34H221ZM221 35H218V36H221ZM234 35H235V34H234ZM245 35H243V36H245ZM247 35H248V34H247ZM247 35H246V36H247ZM59 36H58V37H59ZM62 36H63V35H62ZM228 36H229V35H228ZM230 36H231V35H230ZM251 36H252V35H251ZM260 36H261V35H260ZM263 36H264V35H263ZM67 37H69V36L67 35ZM196 37H198V36H196ZM210 37H209V38H210ZM216 37H217V36H216ZM216 37H215V38H216ZM226 37H227V36H226ZM232 37H233V36H232ZM257 37H258V35H257ZM54 38H55V40L57 39L56 36H54ZM59 38H60V37H59ZM64 38H65V37H64ZM209 38H207V39H209ZM211 38H210V39H211ZM215 38L213 37V39H215ZM221 38H222V37H221ZM221 38H220V39H221ZM239 38H240V36H239ZM242 38H243V37H242ZM61 39H62V38H61ZM186 39H187V38H186ZM191 39H193V38H191ZM207 39H204V38H203L202 40H204V41L206 40L205 42H207V41L209 42V40H207ZM246 39H247V38H246ZM249 39H250V38H249ZM38 40H39V39H38ZM52 40H53V39H52ZM67 40H68V38H67ZM193 40H194V39H193ZM195 40H196V39H195ZM195 40H194V41H195ZM222 40H223V39H222ZM236 40H237V39H236ZM236 40H235V42H236ZM238 40H239V39H238ZM240 40H241V39H240ZM250 40H251V39H250ZM252 40H253V37H252ZM261 40H262V39H261ZM32 41H33V40H32ZM34 41H35V40H34ZM41 41H42V40H41ZM53 41H54V40H53ZM56 41H58V39H57ZM60 41H61V40H60ZM63 41H64V40H63ZM63 41H62V42H63ZM189 41H190V40H189ZM191 41H192V40H191ZM204 41H203V42H204ZM44 42H45V41H44ZM49 42H51V40H50ZM54 42H55V41H54ZM54 42H53V43H54ZM198 42H199V41H198ZM198 42H197L196 44H198ZM208 42H207V43H208ZM214 42H216V41H214ZM214 42H212V43H214ZM220 42H221V41H220ZM235 42H234V43H235ZM238 42L240 43L241 41H238ZM238 42H237V43H238ZM261 42H262V41H261ZM5 43H6V42H5ZM32 43H33V42H32ZM55 43H56V42H55ZM64 43H65V42H64ZM188 43H189V42H188ZM245 43H246V41H245ZM6 44H7V43H6ZM43 44H44V43H43ZM62 44H63V43H62ZM62 44H59L60 47H61ZM67 44H68V43H67ZM189 44H190V43H189ZM189 44H188V45H189ZM194 44H195V43H194ZM200 44L203 45V43H200ZM205 44H206V43H205ZM209 44H210V43H209ZM220 44H221V43H220ZM220 44H219V46H221ZM257 44H258V43H257ZM7 45H8V44H7ZM7 45H6V46H7ZM23 45H24V44H23ZM64 45L66 46V43H65ZM64 45H62V48L64 47ZM186 45H187V44H186ZM198 45H199V44H198ZM217 45H218V43H217ZM260 45H262V43H261ZM1 46H3L2 43H1ZM4 46H5V45H4ZM4 46H3V47H4ZM13 46H14V45H12V47H13ZM51 46H54V45L51 44ZM101 46H102V45H101ZM166 46H167V45H166ZM209 46H211V45H209ZM214 46H215V45H214ZM234 46H236V45H234ZM10 47H11V46H10ZM60 47H58V49H62V48H60ZM167 47H168V46H167ZM191 47H192V46H191ZM191 47L189 48V50L192 49ZM193 47H194V46H193ZM195 47H196V46H195ZM202 47H203V46H202ZM245 47H246V46H245ZM252 47H253V46H252ZM257 47H258V46H257ZM261 47H262V46H261ZM0 48H1V47H0ZM8 48H9V47H8ZM51 48H52V47H51ZM54 48H55V50L57 49L56 46H55ZM196 48H198V47H196ZM196 48H195V49H196ZM205 48H206V46H205ZM242 48H243V47H242ZM249 48H250V47H249ZM253 48H254V47H253ZM200 49H201V47H200ZM209 49H210V48H209ZM256 49H257V48H256ZM256 49H255V51H254V49H253V51L257 54V52H259V51H257L258 49H257V50H256ZM217 50H218V49H217ZM239 50H240V47H239ZM244 50H245V49H244ZM207 51H208V50H207ZM207 51H206V52H207ZM211 51H213V47L211 48ZM215 51H216V50H215ZM219 51H220V50H219ZM256 51H257V52H256ZM260 51H261V49H260ZM262 51H263V50H262ZM175 52H176V51H175ZM182 52H183V51H182ZM185 52H186V51H185ZM190 52H193V51H190ZM196 52H198V51H196ZM196 52H195V53H196ZM208 52H209V51H208ZM216 52H217V51H216ZM243 52H244V51H243ZM249 52H250V51H249ZM251 52H252V51H251ZM254 52H253V54H255ZM263 52H264V51H263ZM172 53H173V52H172ZM176 53H177V52H176ZM178 53H181V51H179ZM186 53H187V52H186ZM188 53H189V52H188ZM193 53H194V52H193ZM193 53H192V54H193ZM198 53H200V52H198ZM203 53H204V52H203ZM203 53H202V55H205V53H204V54H203ZM210 53H211V52H210ZM210 53H207V54L210 55ZM212 53H213V52H212ZM239 53H240V52H238V54H239ZM241 53H242V52H241ZM244 53H245V52H244ZM244 53H243V54H244ZM259 53L261 54V52H259ZM174 54H175V53H174ZM174 54H173V55H174ZM182 54H183V53H182ZM192 54L189 53L190 56H191ZM230 54H231V53H230ZM233 54H234V52H233ZM238 54H237V55H238ZM246 54L248 55L247 52H246ZM250 54H251V53H250ZM250 54H249V57H250ZM253 54H252V55H253ZM263 54H264V53H263ZM176 55H177V54H176ZM199 55H200V54H199ZM202 55H200V56H202ZM209 55H207V56H209ZM213 55H214V54H213ZM241 55H242V54H241ZM171 56H172V55H171ZM178 56H179V54H178ZM182 56H183V55H182ZM228 56H229V55H228ZM228 56H227V57H228ZM238 56H239V55H238ZM238 56H235V58L237 59ZM243 56H244V55H243ZM253 56H254V55H253ZM256 56H257V55H256ZM169 57H170V56H169ZM192 57H194V56H192ZM195 57H196V56H195ZM195 57H194V58H195ZM202 57H203V56H202ZM205 57H206V56H205ZM227 57L225 56L224 59H226ZM229 57H230V56H229ZM175 58H176V57H175ZM179 58H180V57H179ZM183 58H184V57H183ZM185 58H186V57H185ZM206 58H207V57H206ZM206 58H205V59H206ZM240 58H241V59H244V57L242 58V56H241ZM240 58H239V59H240ZM245 58H247V57H245ZM250 58H251V57H250ZM83 59H84V58H83ZM186 59H187V58H186ZM192 59H193V58H192ZM197 59H198V58H197ZM200 59L203 61L202 58H200ZM248 59H249V58H248ZM251 59H252V58H251ZM254 59H255V58H254ZM262 59H263V58H262ZM86 60H87V59H85V61H86ZM183 60H184V59H183ZM219 60H220V59H219ZM234 60H235V59H233V60L231 61V64H232V62H233ZM83 61H84V60H83ZM171 61H172V60H171ZM171 61H170V63H171ZM181 61H182V60H181ZM181 61H180V62H181ZM184 61H185V60H184ZM184 61H183V62H184ZM191 61H192V60H191ZM194 61H195V60H194ZM245 61H246V64H245V65H247V62H248V61H247L246 59H245ZM250 61H251V60H250ZM174 62H175V64H176V61H174ZM174 62H173L172 64H174ZM183 62H182V63H183ZM186 62H187V61H186ZM188 62H189V59H188ZM234 62H235V61H234ZM234 62H233V63H234ZM236 62H237V61H236ZM167 63L170 64L169 62H167ZM177 63H178V60H177ZM224 63H225V61H224ZM237 63H238V62H237ZM243 63H244V62H243ZM66 64H68V63H66ZM129 64H130V66H131L132 63H129ZM129 64H128V66H129ZM133 64H135V63H133ZM138 64H139V63H138ZM168 64H166V65H168ZM179 64H180V63H179ZM190 64H192V63H190ZM190 64H189V65H190ZM239 64H240V63H239ZM250 64H251V63H250ZM262 64H264V63H262ZM64 65H65V64H64ZM64 65H63V66H64ZM73 65H74V64H73ZM73 65H72V66H69V67L71 68V67H73ZM143 65H145V64L143 63ZM143 65H142V66H143ZM160 65H161V64H160ZM166 65H165V66H166ZM184 65H185V63H184ZM186 65H187V64H186ZM189 65H188V67H189ZM229 65H230V64H229ZM235 65H237V64H235ZM253 65H254V64H253ZM260 65H261V64H260ZM67 66H68V65H67ZM133 66H135V65H133ZM140 66H141V65H140ZM171 66H172V65H171ZM175 66H176V65H175ZM182 66H183V65H182ZM238 66H239V65H238ZM257 66H258V65H257ZM53 67H57V66H53ZM60 67H61V66H60ZM60 67H57V68L61 69ZM137 67H138V65H137ZM144 67H145V66H144ZM144 67H143V68H144ZM159 67H161V66H159ZM159 67H158V68H159ZM167 67H169V66H167ZM232 67H233V65H232ZM57 68H54V69H53V72H55V71H57V70L59 71V69H57ZM64 68H65V66L63 67V71H64ZM121 68H122V67H121ZM121 68H120V69H121ZM134 68H135V67H134ZM138 68H139V67H138ZM140 68H141V67H140ZM162 68H164V67H162ZM162 68H161V69L159 68V71H161ZM177 68H178V67H177ZM179 68H180V67H179ZM182 68H185V67L183 66ZM224 68L226 69V66H225ZM256 68H257V67H256ZM258 68H260V67L258 66ZM262 68H263V66H262ZM50 69H51V72H52V68H50ZM56 69H57V70H56ZM66 69H67V67H66ZM66 69H65V71H66ZM68 69H69V68H68ZM124 69H125V68H124ZM145 69H146V67L143 69L142 72H146V73H147V72H150V71H145ZM220 69H221V68H220ZM231 69H232V68H231ZM247 69H248V70H252L253 67H252V69H249V68H247ZM54 70H55V71H54ZM115 70H116V69H115ZM132 70H133V69H132ZM136 70H137V69H136ZM136 70H134V71H136ZM147 70H148V69H147ZM152 70H153V69H152ZM155 70H156V68H155ZM155 70H154V71H155ZM170 70H171V69H170ZM173 70H174V69H173ZM183 70H184V69H183ZM183 70H182V71H183ZM187 70H188V69H187ZM221 70H223V69H221ZM229 70H230V69H229ZM243 70H244V69H243ZM248 70H245V71H246V72H251V71H248ZM254 70H255V69H254ZM0 71H1V70H0ZM65 71H64V72H65ZM67 71H68V70H67ZM116 71H117V70H116ZM116 71H115V72H116ZM162 71H163V70H162ZM167 71H168V70H167ZM176 71H177V70H176ZM179 71L182 72L181 70H179ZM188 71H189V70H188ZM188 71H187V72H188ZM190 71H191V70H190ZM223 71L225 72V70H223ZM230 71H231V70H230ZM252 71H253V70H252ZM256 71H257V70H256ZM258 71H259V70H258ZM260 71H262V70L260 69ZM3 72H4V71H3ZM46 72L48 73V70H47ZM49 72H50V71H49ZM51 72H50V73H51ZM123 72H124V71H123ZM125 72H126V71H125ZM125 72H124V74H125ZM171 72H172V71H171ZM187 72H186V73H187ZM236 72H237V70H236ZM243 72H244V71H243ZM254 72H255V71H253L252 73H250V74H251L250 76H249L248 73H246V74H247V77H251V76L253 75ZM50 73H49V74H50ZM121 73H122V71H121ZM131 73H132V71H131ZM136 73H137V71H136ZM140 73H141V72H139V80H141L140 78L143 77V76L140 77ZM157 73H158V71H157ZM174 73H175V71H174ZM195 73H196V72H195ZM198 73H199V72H198ZM198 73H197V74H198ZM219 73H220V72H219ZM230 73H231V72H230ZM230 73H229V74H230ZM241 73H242V72H241ZM244 73H245V72H244ZM255 73H256V72H255ZM259 73H261V72H258V73H257L258 76L260 75ZM1 74H2V73H1ZM5 74H6V76L8 77L9 74L6 73V72H5ZM7 74H8V75H7ZM51 74H52V73H51ZM51 74H50V75H51ZM58 74H59V73H58ZM58 74H57V76H58ZM69 74H70V73H69ZM116 74H117V73H116ZM116 74H114V75L116 76ZM128 74H129V73H128ZM128 74H127V75H128ZM152 74H153V73H152ZM158 74H159V76L161 75V73H158ZM169 74H170V73H169ZM178 74H179V73H178ZM187 74H188V73H187ZM192 74H193V73H192ZM257 74H256V75H257ZM262 74H263V77H264V69H263V73H262ZM46 75H47V74H45V76H46ZM60 75H62L61 72H60ZM117 75H118V74H117ZM120 75H121V74H120ZM143 75H144V73H143ZM163 75H164V74H163ZM163 75H162V77H163ZM194 75H195V74H194ZM198 75H199V74H198ZM220 75H221V74H220ZM239 75H240V73H239ZM244 75H245V74H243L242 76H244ZM254 75H255V74H254ZM254 75H253V77H254ZM1 76H2V75H1ZM3 76H4V74H3ZM53 76H54V75H53ZM63 76H64V75H63ZM63 76H62V78H59V80L63 79ZM153 76H155V75H153ZM165 76H166V75H165ZM167 76H168V75H167ZM189 76H190V75H188V76H184V77H185V78H186V77L189 78ZM195 76H197V75H195ZM233 76H237V75L235 74V75H233ZM233 76H232V77H233ZM240 76H241V75H240ZM245 76H246V75H245ZM245 76L243 77L244 79H245ZM47 77H49V76L47 75ZM51 77H52V76H51ZM51 77H50V78H51ZM64 77H66V75H65ZM108 77H109V76H108ZM117 77H119V76H117ZM155 77H156V76H155ZM155 77H154V78H155ZM197 77H198V76H197ZM197 77H195V78H197ZM232 77H230V79H228V80H230V81H231L232 79L234 80V78H232ZM253 77H252V79H254ZM259 77H261V75H260ZM0 78H1V77H0ZM5 78H6V77H5ZM55 78H57V77L55 76ZM55 78L52 77L53 80H54ZM114 78H116V77H114ZM131 78H132V77H131ZM133 78H134V77H133ZM133 78H132V79H133ZM187 78H186V79H187ZM215 78H216V77H215ZM221 78H222V77H221ZM221 78H220V79H221ZM237 78H238V77H237ZM243 78H241V79H243ZM1 79L4 80V77L1 78ZM1 79H0V80H1ZM46 79H47V78H46ZM48 79H49V78H48ZM52 79H49V80H52ZM107 79H108V78H107ZM112 79H113V78H112ZM112 79H111V80H112ZM120 79H121V78H120ZM120 79H119V80H120ZM135 79H138V76H137V78H135ZM142 79H143V78H142ZM162 79H163V78H162ZM162 79H161V80H162ZM182 79H183L182 75H181V76H177L176 74H174V75H169V81H170V83L172 82V83H176V84H177V83L182 82ZM206 79H207V78H206ZM241 79H240V80H241ZM250 79H251V78H250ZM257 79H259V78H257ZM3 80H2V82H3ZM102 80H103V79H102ZM104 80H105V79H104ZM109 80H110V79H109ZM124 80H126V79H124ZM127 80L130 81L129 78H127ZM127 80H126V82L128 83ZM133 80H134V79H133ZM133 80H131V81H133ZM166 80H168L167 77H166L165 81H166ZM184 80H185V79H184ZM190 80H191V79H190ZM195 80H197V79H195ZM199 80H200V79H199ZM204 80H205V79H203V81H204ZM209 80H210V79H209ZM209 80H208V82H209ZM216 80H217V79H216ZM218 80H219V79H218ZM228 80H227V81L224 80V81H226V83H227ZM235 80L237 81V79H235ZM254 80H255V79H254ZM254 80H250V81L252 82V81H254ZM260 80H261V81H260ZM260 80H258V81L262 82V85H264L262 79H260ZM87 81H88V80H87ZM113 81H114V80H113ZM115 81H116V79H115ZM117 81H118V80H117ZM122 81H123V80H122ZM131 81L129 82L130 84H131ZM136 81H137V80H136ZM162 81L164 82V79H163ZM192 81H194V80H192ZM203 81H202V82H203ZM206 81H207V80H206ZM220 81H221V80H220ZM248 81H249V80H248ZM250 81H249V82H250ZM255 81H257V80H255ZM255 81H254V83H255ZM47 82H48V80H47ZM50 82H51V81H50ZM52 82H53V81H52ZM84 82H86V81H84ZM84 82H83V83H84ZM88 82H89V81H88ZM90 82H91V81H90ZM94 82H96V81H94ZM98 82H99V81H98ZM101 82H102V81H101ZM109 82H110V81H109ZM118 82H121V81H118ZM126 82H123V85H125ZM134 82H135V81H134ZM134 82H132V84H134ZM137 82H138V81H137ZM137 82H136V84H137V86H138V83H137ZM159 82H161V81H159ZM189 82H190V81L187 82V83H188L187 85L190 84ZM195 82H196V81H195ZM197 82H198V81H197ZM200 82H201V80H200ZM202 82H201V83H202ZM208 82H207V83H208ZM212 82H213V81H212ZM222 82H223V81H221V83H222ZM237 82H239V81H237ZM244 82H246V84H248L247 80H246V81H243V83H244ZM251 82H250V83H251ZM260 82H259V83H260ZM6 83H7V80H6ZM55 83H58V81H55L54 84H55ZM103 83H104V82H103ZM113 83H114V82H113ZM167 83H168V82H167ZM193 83H194V82H193ZM193 83H192V84H193ZM235 83H236V82H235ZM252 83H253V82H252ZM252 83H251V84H252ZM7 84H8V83H7ZM7 84H5V82L3 83V85H7ZM75 84H77V83H75ZM81 84H82V82H81ZM81 84H80V85H81ZM85 84L87 85L88 83H85ZM90 84H91V83H90ZM92 84H93V83H92ZM104 84H105V83H104ZM108 84H109V83H108ZM115 84H116V83H115ZM130 84H128V86H130ZM136 84H134V85H136ZM139 84H140V82H139ZM160 84H161V83H160ZM162 84H163V83H162ZM176 84H175V85H176ZM257 84H258V83H257ZM257 84H256V85H257ZM1 85H2V84H1ZM19 85H20V84H19ZM22 85H23V84H22ZM78 85H79V83H78ZM88 85H89V84H88ZM99 85H100V83H99ZM106 85H107V84H106ZM106 85H104V86L106 87ZM110 85H111V84H110ZM120 85H121V84H120ZM120 85H119V86H120ZM123 85H122V86H123ZM126 85H127V84H126ZM169 85H171V87L174 86V85H172V84H169ZM185 85H186V83L184 84V86H185ZM190 85H191V84H190ZM201 85H202V84H201ZM207 85H208V84H207ZM218 85H219V84H216V85L214 84L213 86H218ZM222 85H223V84H222ZM252 85H253V84H252ZM254 85H255V84H254ZM50 86H52V85L50 84ZM74 86L77 87V85H74ZM74 86H73V87H74ZM91 86L94 87V85H91ZM100 86H101V85H100ZM114 86H116V85H114ZM159 86H160V85H159ZM176 86H179V87L181 86V87H182L183 85H182V84H181V85L177 84ZM184 86L182 87V90H183ZM195 86H197V85L195 84ZM205 86H206V84H205ZM205 86H204V85L202 86L203 89H204ZM244 86H245V85H244ZM244 86H242V89L244 88ZM248 86H249V85H248ZM257 86H258V87H257ZM257 86H255V87L252 86V87H254V88L257 87V88H259V85H257ZM16 87H17V86H16ZM21 87H22V86H21ZM25 87H26V85H25ZM28 87H29V85H28ZM28 87H27V88H28ZM78 87H79V86H78ZM78 87H77V88H78ZM85 87H86V86H85ZM87 87H90V86H87ZM87 87H86V89H87ZM107 87H108V86H107ZM111 87H112V86H111ZM120 87H121V86H120ZM135 87H136V86H135ZM167 87H168V85H167ZM174 87H175V86H174ZM174 87H173V88H174ZM181 87H180V88H181ZM186 87H187V86H186ZM190 87H191V86H190ZM202 87H201V88H202ZM211 87H212V86H211ZM261 87H262V86H261ZM77 88H76V89L74 88V89L77 90ZM95 88H97V87H95ZM95 88H93V89H95ZM99 88H100V87H99ZM121 88H122V87H121ZM125 88H126V86H125ZM159 88H163V87H159ZM199 88H200V87H199ZM246 88H247V87H246ZM246 88H245V90L248 91V94L251 93V92H252V94H256V93L258 94L260 91H261V92L264 91V90L262 91V90H260V89H252L251 86H250L249 88L252 90V91L250 92V91H249L250 89H249V88L246 89ZM263 88H264V87H263ZM15 89H16V88H15ZM17 89H18V87H17ZM19 89H21V88H19ZM28 89H29V88H28ZM74 89H73V90H74ZM79 89H80V88H79ZM86 89H85V90H86ZM91 89H92V88H91ZM93 89H92V90H93ZM105 89H106V88H105ZM110 89H111V88H110ZM114 89H116V88H114ZM114 89H112V90H114ZM119 89H120V88H119ZM123 89H124V88H122V91H123ZM128 89H129V88H128ZM136 89H137V88H136ZM138 89H139V88H138ZM165 89H166V88H165ZM170 89H171V88H170ZM190 89H191V88H190ZM190 89H188V90L190 91ZM203 89H200V91H202ZM207 89H208V88H206V91L209 92L210 89H209V90H207ZM215 89H216V87H215L214 89L212 88V90H215ZM21 90H22V89H21ZM66 90H67V89H66ZM66 90H65V91H66ZM75 90H74V91H75ZM85 90H83V91H85ZM89 90H90V89H89ZM95 90H96V89H95ZM107 90H108V89H107ZM107 90H106V91H107ZM116 90H117V89H116ZM124 90H125V89H124ZM126 90H127V89H126ZM132 90H133V89H132ZM167 90H168V88H167ZM171 90H172V89H171ZM173 90H174V89H173ZM188 90H185V88H184V93H185V91H187V93H188V92H189ZM193 90H194V89H193ZM193 90H192V91H193ZM221 90L223 91V88H222ZM221 90H220V91H221ZM17 91H18V90H17ZM70 91H71V90H70ZM86 91H87V90H86ZM86 91H85V92H86ZM97 91H98V90H97ZM99 91H101V90L99 89ZM103 91H104V90H103ZM109 91H111V90H109ZM114 91H115V90H114ZM120 91H121V90H120ZM120 91H119V94H120ZM164 91H165V90H164ZM200 91H198L197 89L194 90V92H196V93H198V92H200ZM203 91H204V90H203ZM217 91H219V89H217ZM217 91H216V92H217ZM13 92H14V91H13ZM77 92H79V91H77ZM77 92L75 93L76 95H78ZM85 92H82V93H84V97H87L86 95L88 94V92H86L87 94H85ZM90 92H91V91H90ZM101 92H102V91H101ZM101 92H100V93H101ZM117 92H118V91H117ZM123 92H124V91H123ZM126 92H127V91H126ZM173 92H174V91H173ZM173 92H171V93H173ZM181 92L183 93V91H181ZM207 92H206V93H207ZM213 92H214V91H213ZM216 92H215V93H216ZM1 93L3 94V92H1ZM1 93H0V94H1ZM21 93H22V92H21ZM63 93H64V92H63ZM72 93H74V92L72 91ZM98 93H99V92H98ZM102 93H103V92H102ZM106 93H107V92H106ZM112 93H113V92H112ZM165 93H168V91H165ZM165 93H164V94H165ZM171 93H169V95H170ZM184 93H183V94H184ZM202 93H203V95H204V92H202ZM217 93H218V92H217ZM221 93H222V92H221ZM221 93L219 92V94H221ZM7 94H8V93H6V95H7ZM9 94H10V93H9ZM18 94H20V93H18ZM70 94H71V92H70ZM75 94H72V95H75ZM79 94H80V92H79ZM91 94H92V93H91ZM121 94H122V92H121ZM173 94H174V93H173ZM185 94H186V93H185ZM189 94H192V92H189ZM189 94H188V95H189ZM209 94H211V92H210V93H207V96H208ZM213 94H214V93H213ZM223 94H224V93H222L221 95H223ZM246 94H247V93H246ZM246 94H245V95H246ZM257 94H256V95H257ZM259 94H260V93H259ZM76 95H75V96H76ZM100 95H101V94H100ZM103 95H104V93H103L101 96H103ZM160 95H162V94H160ZM160 95H159V96H160ZM177 95H178V94H177ZM186 95H187V94H186ZM186 95H185V96H186ZM194 95H195V94H194ZM194 95H193V96H194ZM197 95H198V94H197ZM197 95H196V96H197ZM200 95H201V94H200ZM205 95H206V94H205ZM250 95H251V94H250ZM4 96H5V95H4ZM9 96H10V95H9ZM14 96H15V95H14ZM80 96H81V94H80ZM80 96H79V97H80ZM94 96H95V93H94V95H93V98H94ZM96 96H97V95H96ZM108 96H109V95H108ZM118 96H119V95H118ZM118 96H116V97H118ZM127 96H128V95H127ZM174 96H175V94H174ZM178 96H179V95H178ZM190 96H191V95H190ZM193 96H191V97H192V98H196L195 96H194V97H193ZM201 96H202V95H201ZM201 96H198V97L202 99L203 96H202V97H201ZM209 96H210V95H209ZM209 96H208V97H209ZM211 96H212V94H211ZM247 96H248V95H247ZM247 96H246V97H247ZM251 96H252V95H251ZM5 97H6V96H5ZM7 97H8V96H7ZM7 97H6V99H7ZM15 97H16V96H15ZM20 97H21V96H20ZM76 97H78V96H76ZM76 97H75V98H76ZM79 97H78V98H79ZM84 97H83V94H82V98H84ZM89 97H90V95H89ZM89 97H87V98H89ZM98 97H99V95H98ZM98 97H96V98H98ZM105 97H107V96H105ZM111 97H112V96H111ZM124 97H126V96H124ZM128 97H129V96H128ZM162 97H164V95H163ZM170 97H171V95H170ZM175 97H176V96H175ZM175 97H174V99H173L172 97H171V98H172L173 100L176 101ZM182 97H184V96H182ZM204 97H205V96H204ZM208 97H207V98H208ZM215 97H216V96H215ZM219 97H220V95H219ZM219 97H217L216 99H218ZM11 98H12V97H11ZM108 98H110V96H109ZM114 98H115V97H114ZM188 98H190V97H188ZM205 98H206V97H205ZM6 99L3 101V104H5V103L11 101L13 98H12V99H7V100H6ZM89 99H90V98H89ZM91 99H92V98H91ZM104 99H106V98H104ZM164 99H165V98H164ZM179 99H180V98H179ZM179 99H177V100H179ZM183 99H184V98H183ZM212 99H215V98H212ZM220 99L222 100V97H221ZM255 99H256V98H255ZM255 99H253V100H255ZM2 100H3V98L1 99V101H2ZM97 100H102V98H101V99H97ZM124 100H125V99H124ZM160 100H161V99H160ZM165 100L167 101V99H165ZM187 100H188V99H186V101H187ZM190 100H191V99H190ZM190 100H188V101H190ZM194 100H195V99H194ZM198 100H199V99H197V101H198ZM202 100H203V99H202ZM202 100H201V101H202ZM208 100H209V99H208ZM208 100H207V101H208ZM210 100H211V99H210ZM210 100H209V101H210ZM218 100H219V99H218ZM218 100H217V101H218ZM223 100H225V98H224ZM76 101H77V99H76ZM79 101H80V100H79ZM79 101H77V102L79 103ZM91 101H95V100H91ZM106 101H107V100H106ZM116 101H117V100H116ZM126 101H127V100H126ZM136 101H138V100H136ZM136 101H135V102H136ZM140 101H141V100H140ZM142 101H144V100H142ZM161 101H163V100H161ZM166 101H165V102H166ZM171 101H172V100H171ZM192 101H193V99H192ZM212 101H214V100H212ZM212 101H210V102H212ZM77 102H75V103H77ZM83 102H84V101H83ZM96 102H98V101H96ZM99 102H100V101H99ZM119 102H121V101H119ZM123 102H125V101H123ZM155 102L157 103L158 101H155ZM163 102H164V101H163ZM182 102H183V101H182ZM190 102H191V101H190ZM198 102H199V101H198ZM218 102H219V101H218ZM220 102H221V101H220ZM15 103H16V102H15ZM85 103H87V102H85ZM92 103H94V102H92ZM107 103H108V102H107ZM109 103H110V101H109ZM125 103H126V102H125ZM149 103H150V102H149ZM156 103H155V104H156ZM160 103H162V102H160ZM166 103H167V102H166ZM168 103H169V102H168ZM170 103H172V102H170ZM170 103H169V104H170ZM177 103H179V102L177 101ZM180 103H181V102H180ZM187 103H188V102H187ZM187 103H186L185 105H187ZM193 103H196V102H193ZM200 103H201V102H199V104H200ZM202 103H203V102H202ZM204 103H206V102H204ZM207 103H208V102H207ZM8 104H9V103H8ZM11 104H12V103H11ZM80 104H81V103H80ZM80 104H78V105L80 106ZM83 104H84V103H83ZM118 104H119V103H116V106H117ZM120 104H121V103H120ZM146 104H147V103H146ZM153 104H154V103H153ZM162 104H163V103H162ZM169 104H168V105H169ZM182 104H183V103H182ZM191 104H192V103H191ZM197 104H198V103H197ZM211 104L213 105V103H211ZM12 105H13V104H12ZM12 105H11V106H12ZM78 105H77L76 107H79ZM85 105H86V104H85ZM85 105H84V106H85ZM87 105H89V104L87 103ZM111 105H112V104H111ZM121 105H122V104H121ZM126 105H127V103H126ZM133 105H134V103H133ZM136 105H137V104H135L134 106H136ZM168 105H167V106H168ZM170 105H171V104H170ZM173 105H174V104H173ZM173 105H172V106H173ZM192 105H193V104H192ZM192 105H190V106L192 107ZM215 105H216V103H215ZM215 105H214V106H215ZM6 106L8 107V105H6ZM9 106H10V104H9ZM11 106H10L9 108H11ZM81 106H82V105H81ZM81 106H80V107H81ZM108 106H109V105H108ZM116 106H114V108H115ZM138 106H139V104H138ZM161 106H162V105H161ZM163 106H164V105H163ZM177 106H178V105H177ZM196 106H198V105H196ZM199 106H200V105H199ZM216 106H217V105H216ZM219 106H220V105H219ZM219 106H218V107H219ZM4 107H5V106H4ZM4 107H1V106H0V108H2V110H3ZM7 107H6V108H7ZM97 107H98V106H96V108H97ZM104 107H105V106H104ZM104 107H103V108H104ZM106 107H107V106H106ZM119 107H122V106H119ZM125 107H127V106H125ZM136 107H137V106H136ZM170 107H171V106H170ZM174 107L176 108V104L174 105ZM178 107H180V106H178ZM183 107H185V106H182V108H181L182 110L179 109V110L181 111V112H180L181 114H182V111H183ZM187 107H189V106H187ZM6 108H5L6 111L4 110L5 112H7V109H6ZM66 108H67V107H66ZM66 108H65V109H66ZM68 108L70 109V107H68ZM68 108H67V109H68ZM73 108H74V106H73ZM73 108H71V110H72ZM99 108H100V107H99ZM101 108H102V105H101ZM108 108H111V106H110V107H107V108H104V112L101 110V111H102L101 113H102V114L105 113V109H108ZM116 108H117V107H116ZM131 108H132V107H131ZM134 108H135V107H134ZM142 108H143V107H142ZM142 108H141V109H142ZM76 109L79 110L80 108H79V109L76 108ZM145 109H146V108H145ZM162 109H164V107H163ZM168 109H170V108H168ZM168 109H167V110H168ZM171 109H172V108H171ZM2 110H1V111H2ZM10 110H11V109H10ZM73 110H74V109H73ZM77 110H76V111H77ZM112 110H113V109H112ZM122 110H123V108H122ZM122 110H121V111H122ZM130 110H131V109H130ZM143 110H144V109H143ZM151 110H152V109H151ZM165 110H166V109H165ZM173 110H174V109H173ZM173 110H172V112H173ZM177 110H178V108H177ZM177 110H176V111H177ZM66 111L68 112L69 110H65L64 112H66ZM90 111H91V109H90ZM95 111H96V110L93 109V112H95ZM106 111H107V110H106ZM109 111H110V110H109ZM109 111H108V114H109ZM123 111H124V110H123ZM131 111H132V110H131ZM140 111H141V110H140ZM146 111H147V109H146ZM176 111H174V112H176ZM67 112H66V113H67ZM83 112H84V113H86V112L88 113V112H89V109L86 108L85 110H83V111L80 112V113H83ZM147 112H148V111H147ZM150 112H151V111H150ZM156 112H157L156 115H158V111H156ZM168 112H169V111H166L167 115H168ZM172 112H171V114H172ZM178 112H179V111H177L176 113L178 114ZM8 113H9V112H8ZM21 113H22V112H21ZM23 113H24V112H23ZM69 113H73V112H72V111H71V112L69 111ZM90 113H91V112H90ZM90 113H89V114H90ZM95 113H96V112H95ZM110 113H111V112H110ZM112 113H114V110L112 111ZM119 113H120V112H119ZM123 113H124V112H123ZM125 113H126V111H125ZM136 113H137V112H136ZM154 113H155V112H154ZM161 113H162V112H161ZM183 113H184V111H183ZM0 114H1V113H0ZM5 114L7 115V113H5ZM5 114H4V115H5ZM9 114H10V113H9ZM98 114L100 115L99 111H98ZM98 114H97V115H94V116H96L95 119H97V116H99ZM106 114H107V113H106ZM116 114H117V113H116ZM116 114H112V115H114V117L112 116V119L114 118V119L112 120V122H113L116 118L122 116V114H121L120 116H117ZM128 114H129V113H128ZM128 114H127V115H128ZM131 114H132V113H131ZM131 114H130V115H131ZM134 114H135V112H134ZM140 114H141V113H140ZM151 114H152V113H151ZM174 114H175V113H173V116H174ZM181 114H178V115L180 116ZM184 114H185V113H184ZM6 115H5V116H6ZM78 115H79V114H78ZM81 115H82V114H81ZM84 115H85V114H84ZM123 115H124V114H123ZM125 115H126V114H125ZM130 115H128V116H130ZM141 115H142V114H141ZM141 115H140V116H141ZM148 115H149L148 119L150 118V120H151V116H150V114H148ZM156 115L154 116V118L156 117ZM66 116H67V114H66ZM71 116H72V115H71ZM76 116H77V115H76ZM76 116H75V117H76ZM91 116H92V115H91ZM91 116L89 117V121H88V123H89L92 119H94V118L91 119ZM115 116H117V117H115ZM131 116H134V115H131ZM135 116H136V115H135ZM146 116H147V115H146ZM146 116H145L144 119L147 118ZM152 116H153V115H152ZM171 116H172V115H171ZM181 116H182V115H181ZM181 116H180V117H181ZM3 117H4V116H2V118H3ZM67 117H69V116H67ZM80 117H81V116H80ZM92 117H93V116H92ZM102 117H104V119H102V118H101V115H100V118H101L100 120H102V121L104 120V121H105V116L103 115ZM106 117H107V116H106ZM168 117H169V115H168ZM177 117H178V116H176V118H177ZM70 118L72 119V117H70ZM70 118H69V119H70ZM73 118H74V117H73ZM83 118H84V116H83ZM85 118H86V117H85ZM87 118H88V117H87ZM109 118H111V115H110ZM152 118H153V117H152ZM169 118H170V117H169ZM3 119H4V118H3ZM71 119H70V120H71ZM90 119H91V120H90ZM106 119H107L108 121H111V119L109 120L108 117H107ZM122 119H124V118H122ZM125 119H126V117H125ZM125 119H124V120H125ZM137 119H139V118H137ZM137 119H136V120H137ZM148 119H147V120H148ZM181 119H182V118H180V120H181ZM98 120H99V119H98ZM98 120H97V121H98ZM107 120H106V121H107ZM119 120H121V119H119ZM133 120H134V122H136L135 119H133ZM140 120H141V119H140ZM140 120H139V121H140ZM147 120H144V121H147ZM152 120H153V119H152ZM170 120H171V118H170ZM172 120H173V119H172ZM72 121H73V120H72ZM75 121L77 122V121H79V119H77V120H75ZM75 121H74V122H75ZM80 121H81V120H80ZM80 121H79V122H80ZM106 121H105L104 123H106ZM115 121H116V120H115ZM121 121H122V120H121ZM130 121L132 122V120H129V122H130ZM142 121H143V120H142ZM142 121L140 122V126H141V127H142V125H141ZM148 121H149V120H148ZM76 122H75V123H76ZM82 122H83V119H82ZM85 122H86V121H85ZM85 122H84V123H85ZM91 122H92V121H91ZM91 122L89 123V125H92ZM94 122H95V121H94ZM117 122H119V124H120V121H117ZM131 122H130V123H131ZM172 122H173V121H172ZM95 123L98 125L99 123L102 124L103 122H99V121H98V123H97V122H95ZM109 123H110V122H109ZM138 123H139V122H138ZM148 123H149V122H148ZM148 123H147V124H148ZM170 123H171V122H169V125H170ZM81 124H82V123H81ZM93 124H94V123H93ZM115 124H117V123H115ZM132 124H133V123L127 125L126 127L129 126L128 129H129V128L131 129L130 126H131ZM144 124H146V123L143 122V125H144ZM147 124H146V125H147ZM177 124H178V123H177ZM179 124H180V123H179ZM84 125H85V124H84ZM106 125H107V124H106ZM111 125H112V124H111ZM123 125H124V124H123ZM125 125H126V124H125ZM125 125H124V126H125ZM136 125H137V124H136ZM136 125H134V126H136ZM138 125H139V124H138ZM163 125H164V124H163ZM182 125H183V124H182ZM85 126H86V125H85ZM87 126H88V124H87ZM87 126H86V127H87ZM93 126H94V125H93ZM98 126H100V125H98ZM101 126H102V125H101ZM103 126H104V125H103ZM124 126H122V127H124ZM132 126H133V125H132ZM160 126H161V125H160ZM106 127H107V126H106ZM109 127H110V126H109ZM109 127H108V128H109ZM112 127H113V126H112ZM116 127H117V126H116ZM126 127H125V128H126ZM144 127H145V126H144ZM157 127H159V126H157ZM162 127H163V126H162ZM164 127H167V126L165 125ZM164 127H163V129H164ZM176 127H177V125L175 126V128H176ZM178 127H179V126H178ZM92 128H93V127H92ZM117 128H118V127H117ZM120 128H121V127H120ZM120 128H119V129H120ZM152 128H153V127H152ZM154 128H155V127H154ZM180 128H181V127H180ZM98 129H99V128H98ZM126 129H127V128H126ZM126 129H125V130L123 129L124 131L121 132V133H123V136H124V132H126V131L128 130V129H127V130H126ZM133 129H134V128H133ZM90 130H91V128H90ZM94 130H96V129H94ZM120 130H121V129H120ZM131 130H132V129H131ZM136 130H137V129H136ZM136 130H133V131L136 132ZM141 130H142V128L140 129V131H141ZM149 130H150V129H149ZM158 130H160V129H158ZM164 130H165V129H164ZM164 130H162V133L165 132ZM168 130H169V129H168ZM178 130H179V129H178ZM96 131H97V130H96ZM109 131H110V129H109ZM112 131H113V130H112ZM114 131H115V130H114ZM129 131H130V130H129ZM151 131H152V129H151ZM153 131H154V130H153ZM153 131H152V132H153ZM174 131H175V130H174ZM97 132H98V131H97ZM100 132L103 133V134H105V132H102V131H100ZM107 132H108V131H107ZM107 132H106V134H107ZM115 132H116V131H115ZM118 132H119V130H118L116 133H118ZM135 132H134V133H135ZM137 132H139V130H138ZM137 132H136V133H137ZM142 132H144V131L142 130ZM145 132H146V131H145ZM154 132H155V131H154ZM154 132H153V133H154ZM169 132H170V131H169ZM98 133H99V132H98ZM110 133H111V132H110ZM119 133H120V132H119ZM121 133H120V134H121ZM126 133H128V131H127ZM132 133H133V132H132ZM136 133H135V134H136ZM140 133H141V132H140ZM140 133H139V134H140ZM162 133H161V134H162ZM165 133H166V132H165ZM180 133H181V132H180ZM248 133H250V132H248ZM91 134L93 135L92 131H91ZM99 134H100V133H99ZM106 134H105V135H106ZM108 134H109V132H108ZM113 134H114V132H113ZM143 134H145V133H143ZM143 134H141V135H143ZM149 134H152V133L149 132ZM155 134H156V135H155L152 139H154V138L157 139V138L160 137V132L157 131V133L155 132ZM170 134L175 136V134H177V133H175V134H174V133H173V134L170 133ZM94 135H95V131H94ZM111 135H112V134H111ZM116 135L118 136V134H116ZM131 135H133V134H130L129 136L131 137ZM137 135H138V134H137ZM137 135H136V136H137ZM145 135H148V132H147ZM145 135H144V136H145ZM251 135H252V134H251ZM251 135H250V140H251ZM96 136H97V135H96ZM107 136H108V135H107ZM109 136H110V134H109ZM117 136H114V137H117ZM127 136H128V135H127ZM133 136L135 137V135H133ZM148 136H149V135H148ZM169 136H170V135H169ZM174 136H173V137L170 136V137H171V138H174ZM180 136H181V135H180ZM114 137H113V139H116V138H114ZM118 137H120V136H118ZM139 137H140V135H139ZM139 137H137V138L139 139ZM150 137H151V136H150ZM178 137H179V136H178ZM248 137H249V134H248ZM248 137H246V138H248ZM111 138H112V137H111ZM125 138H126V137H125ZM128 138H129V137H128ZM131 138H133V137H131ZM135 138H136V137H135ZM135 138H134V139H135ZM144 138H145V137H144ZM147 138H148V137H147ZM165 138H166V137H165ZM253 138H254V136H253ZM113 139H112V140H113ZM140 139H141V138H140ZM140 139H139V140H140ZM148 139H150V138H148ZM244 139H245V138H244ZM127 140H128V139H127ZM130 140H131V139H130ZM141 140H142V139H141ZM162 140H163V139H162ZM115 141H116V140H115ZM115 141H114V142H115ZM117 141H119V140H117ZM117 141H116V143H117ZM123 141H124V139H123ZM128 141H129V140H128ZM131 141H132V140H131ZM131 141H130V142H131ZM142 141H143V140H142ZM144 141H145V139H144ZM146 141H147V140H146ZM146 141H145V142H146ZM148 141L151 142L150 140H148ZM153 141H154V140H153ZM153 141H152V145L154 144ZM155 141H156V140H155ZM159 141H161V139H159ZM163 141H164V140H163ZM165 141H166V139H165ZM242 141H243V140H242ZM120 142H121V139H120ZM125 142H126V141H125ZM130 142H129V143H130ZM145 142H144V143H145ZM245 142H247V140H246ZM245 142H244L243 144H245ZM251 142H252V141H251ZM251 142H250V143H251ZM253 142H254V141H253ZM253 142H252V144H253ZM122 143H123V142H122ZM122 143H119V144H122ZM131 143H132V142H131ZM136 143H137V141H136ZM136 143H133V144H136ZM138 143H139V142H138ZM146 143H148V142H146ZM164 143H165V142H164ZM255 143H256V142H255ZM257 143H258V141H257ZM257 143H256V145H257ZM260 143H263V141L260 142ZM119 144H118V145H119ZM139 144H140V143H139ZM148 144H149V143H148ZM150 144H151V143H150ZM158 144H159V143H157V145H158ZM161 144H162V143H161ZM241 144H242V143H241ZM246 144H247V146L243 145V148L248 147V145H250V144H248V143H246ZM252 144H251V145H252ZM258 144H259V143H258ZM127 145H128V143H127ZM129 145H130V144H129ZM129 145H128V146H129ZM143 145H145V144H143ZM146 145H147V144H146ZM261 145H264V144H261ZM120 146H121V145H120ZM122 146H124V145H122ZM122 146H121V147H122ZM125 146H126V145H125ZM125 146H124V147H125ZM128 146H126V147H128ZM153 146L155 147V145H153ZM244 146H245V147H244ZM257 146H258V145H257ZM157 147H159V146H157ZM117 148H118V147H117ZM240 148H241V146H240ZM63 149H64V148H63ZM124 149H125V148H124ZM249 149H250V148H249ZM258 149H259V148H258ZM59 150H62V149H59ZM65 150H66V149H65ZM65 150H64V152L67 153V152H68L69 150H71V149H67L66 151H65ZM79 150H80V148H79ZM81 150H82V149H81ZM247 150H248V149H247ZM259 150H260V149H259ZM62 151H63V150H62ZM73 151H74V150H73ZM83 151H84V150H83ZM100 151H101V150H98V152H100ZM263 151H264V148H263ZM69 152H70V151H69ZM60 153H63V152L60 151ZM65 153H64V154H65ZM73 153H75V152H73ZM80 153H82V152H80ZM83 153H84V152H83ZM85 153H86V152H85ZM261 153H263V152H261ZM39 154H40V153H39ZM41 154H42V153H41ZM45 154H47V153H44L42 156L44 157ZM50 154H52V153H50ZM54 154H55V152H54ZM56 154H57V156L60 155L59 152L56 153ZM56 154H55V155H56ZM58 154H59V155H58ZM78 154H79V152H78ZM100 154H101V153H99V156H100ZM65 155H67V154H65ZM68 155H69V154H68ZM74 155H75V154H74ZM74 155H73V156H74ZM101 155H103V154H101ZM7 156H8V155H7ZM7 156H6V157H7ZM9 156H10V155H9ZM11 156H12V155H11ZM34 156H36V155H34ZM37 156H38V155H37ZM47 156H48V155H47ZM47 156H46V157H47ZM80 156H81V155H80ZM82 156H84V155H82ZM95 156H96V155H95ZM103 156H104V155H103ZM4 157H5V156H4ZM4 157H2V158H4ZM6 157H5V158H6ZM38 157H39V156H38ZM48 157H49V156H48ZM59 157H60V156H59ZM61 157H62V155H61ZM78 157H79V155H78ZM78 157H75V158H78ZM92 157H93V156H91V157L88 156V159H89V158L93 159ZM97 157H98V156H97ZM9 158H11V157H9ZM36 158H37V157H36ZM44 158H45V157H44ZM52 158H53V156H52ZM67 158H68V157H67ZM71 158H72V157H71ZM75 158H74V159H75ZM83 158H84V157H83ZM86 158H87V157H86ZM95 158H96V157H95ZM103 158H104V157H103ZM0 159H1V158H0ZM13 159H14V157H13ZM33 159H34V157H33ZM38 159H39V158H38ZM41 159H42V157H41ZM60 159H61V158H59L58 161H60ZM74 159H73V162H74ZM78 159H79V158H78ZM78 159H77L76 161H78ZM84 159H85V158H84ZM101 159H102V157H101ZM1 160L4 161V159H1ZM35 160L37 161V159H35ZM39 160H40V159H39ZM53 160H54V159H53ZM61 160H62V159H61ZM64 160H66V159H64ZM95 160H96V159H95ZM6 161H8V160H6ZM36 161H35V162H36ZM47 161H48V160H47ZM56 161H57V158H56ZM56 161H55V162H56ZM62 161H63V160H62ZM62 161H60V162H62ZM67 161H69V159H68ZM80 161H81V160H80ZM91 161H92V160H91ZM93 161H94V160H93ZM101 161H102V160H101ZM11 162H12V161H11ZM21 162H23V161H21ZM70 162H71V161H70ZM73 162H72V164H73ZM78 162H79V161H78ZM83 162H85V161H83ZM83 162H82V163H83ZM97 162H98V160H97ZM99 162H100V160H99ZM99 162H98L97 164H100V163H101V162H100V163H99ZM102 162H103V161H102ZM1 163H2V162H1ZM7 163H8V162H7ZM13 163H15V162L13 161ZM19 163H20V162H19ZM32 163H33V162H32ZM38 163H39V162H38ZM43 163H44L43 166L45 167V165H46L47 162L45 163V161H44ZM58 163H59V162H58ZM58 163H57V164H58ZM63 163H64V161H63ZM74 163H75V162H74ZM80 163H81V162H80ZM87 163H88V160H87ZM90 163H91V162H90ZM95 163H96V162H95ZM103 163H104V162H103ZM5 164H6V163H5ZM11 164H12V163H11ZM28 164H29V163H28ZM36 164H37V163H36ZM40 164H41V162H40ZM53 164H54V161L51 163V165H53ZM57 164H56V165H57ZM64 164L67 165L68 163H64ZM70 164H71V163H70ZM70 164H68V166H69ZM77 164H78V163H77ZM77 164H76V165H77ZM91 164L94 165V163H91ZM104 164H105V163H104ZM3 165H4V163H3ZM3 165H2V166H3ZM9 165H10V161H9ZM13 165H14V164H13ZM13 165H12V166L10 165L11 168H12V167L14 168ZM24 165H25V164H24ZM29 165H30V164H29ZM48 165H50V164L48 163ZM48 165H47V166H48ZM59 165H60V164H59ZM62 165H63V164H62ZM95 165H96V164H95ZM95 165H94V166H95ZM100 165H101V164H100ZM0 166H1V165H0ZM7 166H8V164L6 165V167H7ZM10 166H8V168H10ZM21 166L24 167V166H23V163H22ZM31 166H34V165L32 164ZM31 166H30V167H31ZM40 166H41V165H40ZM57 166H58V165H57ZM60 166H61V165H60ZM97 166H99V165H97ZM97 166H96V167H97ZM15 167H16V165H15ZM19 167H20V166H19ZM22 167H21V169L24 170L25 168H22ZM35 167H36V166H35ZM41 167H42V166H41ZM44 167H43V169H44ZM50 167H51V166H50ZM50 167H49V169H50ZM61 167H62V166H61ZM64 167H65V166H63V168H64ZM1 168H2V167H1ZM28 168H29V166H28ZM28 168L26 169V171L28 170ZM54 168H55V167H54ZM6 169H7V168H6ZM6 169H5V170H6ZM34 169H36V168H34ZM37 169H38V168H37ZM41 169H42V168H41ZM46 169H47V168H46ZM49 169H48V170H49ZM93 169H94V168H93ZM97 169H98V168H96V170H97ZM5 170H4V171H5ZM8 170H9V169H8ZM8 170H7V172H8ZM11 170H12V169H11ZM11 170H10V173H11ZM15 170H16V169H15ZM15 170H13L14 173H15ZM17 170H18V169H17ZM50 170H51V169H50ZM57 170H59V169H57ZM57 170H56V171H57ZM0 171H1V170H0ZM2 171H3V170H2ZM24 171H25V170H24ZM39 171H42V170H39ZM44 171H45V170H44ZM60 171H61V170H60ZM97 171H98V170H97ZM19 172H20V171H19ZM22 172H23V171H22ZM17 173H18V172H17ZM17 173H16V174H17ZM6 174H8V173H6ZM19 174H22V173L20 172ZM64 174H65V173H64ZM64 174H63V175H64ZM23 175H24V173H23ZM26 175H27V174H26ZM26 175H24V176H26ZM29 175H30V174H28V176H29ZM58 175L60 176V174H58ZM61 175H62V174H61ZM2 176H3V175H2ZM8 176H9V174H8ZM8 176H6V177H8ZM24 176H22V177L24 178ZM6 177H5V178H6ZM20 177H21V176H20ZM25 178H26V177H25ZM101 179H102V178H101ZM23 180H24V179H23ZM98 180H100V179H98ZM102 181H103V182H102ZM107 181H108V180H107ZM100 182H102V183L105 184L104 180H101ZM109 182H110V181H109ZM0 183H1V182H0ZM102 183H101V185L103 186L104 184H102ZM106 183H107V182H106ZM2 184H3V183H2ZM4 184H5V183H4ZM61 184H62V183H61ZM97 184H99V183H97ZM0 185H1V184H0ZM62 185H63V184H62ZM66 185H67V184H65V186H66ZM99 185H100V184H99ZM99 185H97V186H99ZM108 185H109V184H108ZM104 186H105V185H104ZM57 187H59V186H57ZM68 187H69V186H68ZM89 187L92 188V186H89ZM89 187H88V188H89ZM99 187H100V186H99ZM108 187H109V186H107V188H108ZM230 187H231V186H230ZM3 188H4V186H3ZM8 188H9V187H8ZM11 188H12V187H11ZM14 188H15V186H14ZM19 188H20V187H19ZM23 188H25V187H23ZM23 188H22V189H23ZM44 188H45V187H44ZM51 188L54 189V186H52ZM59 188H60V187H59ZM61 188H62V187H61ZM66 188H67V187H66ZM72 188H73V187H72ZM88 188H87V189H88ZM91 188H90V189H91ZM93 188H94V187H93ZM93 188H92L91 190H93ZM105 188H106V186H105ZM112 188H113V190H115L114 187H112ZM115 188H116V187H115ZM9 189H10V188H9ZM17 189H18V188H17ZM22 189H21V190H22ZM26 189H27V187H26ZM32 189H34V188H32ZM32 189H31V190H32ZM35 189H36V188H35ZM35 189H34V190H35ZM53 189H52V190H53ZM73 189L75 190V188H73ZM94 189H95V188H94ZM97 189H98V187H97ZM102 189H103V188H102ZM155 189H157V188H155ZM3 190H4V189H2V191H3ZM10 190H11V189H10ZM13 190H14V189H13ZM21 190H20V191H21ZM28 190H29V189H28ZM31 190H30V191H31ZM37 190H38V189H37ZM41 190H42V189H40V191H41ZM52 190H49V191H52ZM56 190H57V189H56ZM60 190H61V189H59V191H60ZM65 190H66V189H65ZM71 190H72V189H71ZM76 190H78V189H76ZM95 190H96V189H95ZM103 190H104V189H103ZM108 190H109V188H108ZM116 190H117V189H116ZM158 190L160 191V189H158ZM230 190H231V189H230ZM20 191H18V192H20ZM22 191H23V190H22ZM26 191H27V190H25L24 193H25ZM30 191H29V193H30ZM45 191H46V190H45ZM54 191H55V190H54ZM54 191H53V193H54ZM85 191H86V190H85ZM93 191H94V190H93ZM111 191H112V189H111ZM111 191L109 190V191H107V192L110 193ZM155 191H157V190H155ZM243 191H244V190H243ZM243 191H242V192H243ZM7 192H8V191H7ZM12 192H14V191H12ZM37 192H38V191H37ZM41 192H42V191H41ZM57 192H58V191H57ZM72 192H73V191H72ZM74 192H75V191H74ZM77 192H79V191H77ZM83 192H84V191H82V193H83ZM86 192H88V191H86ZM103 192H106V191H103ZM103 192H101V193H103ZM115 192H116V191H115ZM148 192H150V191H148ZM1 193H3V195H4V192H1ZM16 193H17V192H16ZM20 193H21V192H20ZM29 193H28V194H29ZM35 193H36V192H35ZM43 193H45V192L43 191ZM51 193H52V192H51ZM53 193H52V194H53ZM68 193H70V192H68ZM93 193H94V192H93ZM150 193H151V192H150ZM159 193H160V192H158V195H159ZM162 193H163V192H162ZM174 193H175V191L173 192V195H174ZM251 193H252V192H251ZM253 193H254V192H253ZM258 193H260V192H258ZM7 194H8V193H7ZM17 194H18V193H17ZM22 194H23V193H22ZM32 194H34V193H32ZM56 194H57V193H56ZM59 194H61V193H59ZM66 194H67V192H66ZM66 194H65V195H66ZM70 194H71V193H70ZM75 194H76V193H75ZM106 194H108V193H106ZM106 194H105V195H106ZM113 194H114V191H113ZM118 194H120V192H118ZM121 194H122V193H121ZM121 194H120V195H121ZM147 194H148V193H147ZM147 194H146V195H147ZM151 194H152V193H151ZM151 194H150V195H151ZM164 194H165V193H164ZM166 194H167V193H166ZM168 194H169V193H168ZM171 194H172V192H171ZM171 194H170V197L172 198L173 195L171 196ZM181 194L183 195L182 192H181ZM181 194H180V197H181ZM248 194H249V192H248ZM255 194H256V193H255ZM0 195H1V194H0ZM9 195H12V194H9ZM14 195H15V194H14ZM35 195H36V194H35ZM37 195H38V194H37ZM45 195H46V194H45ZM73 195H74V194H73ZM84 195H87V194L85 193ZM88 195H89V193H88ZM94 195H95V193H94ZM99 195H100V194H99ZM101 195H102V194H101ZM101 195H100V196H101ZM103 195H104V194H103ZM103 195H102V196H103ZM126 195H127V194H126ZM146 195H145V197H146ZM154 195H155V194H154ZM185 195H187V194H185ZM209 195H210V194H209ZM246 195H247V194H246ZM6 196H7V195H6ZM17 196H18V195H17ZM26 196H27V194H26ZM41 196H42V195H41ZM43 196H44V195H43ZM43 196H42V197H43ZM47 196H48V194H47ZM53 196H54V195H53ZM58 196H60V195H58ZM66 196H67V195H66ZM69 196H70V195H69ZM69 196H68V198H69ZM74 196H75V195H74ZM108 196H109V195H108ZM121 196H122V195H121ZM123 196H124V195H123ZM123 196H122V197H123ZM128 196H129V195H128ZM128 196H127V197H128ZM131 196H132V195H131ZM131 196H130V198H132ZM167 196H169V195H167ZM175 196H176V195H175ZM189 196H190V195H189ZM206 196H208V195H206ZM250 196H251V195H250ZM262 196H263V195H262ZM262 196H261V197H262ZM11 197H14V196H11ZM45 197H46V196H45ZM50 197H52V195L50 196V194H49V198H50ZM71 197L73 198L72 194H71ZM71 197H70V199L72 200ZM76 197H77V195H76ZM76 197H75V199H74V200H75V203H77V202L80 203L81 201H80V200L77 201ZM103 197H104V196H103ZM103 197H101V200H103ZM109 197H110V196H109ZM127 197H126V198H127ZM145 197H144V198H145ZM149 197L151 198V197H153V196H148V198H147V197H146V198L150 200ZM165 197H166V195H165ZM180 197H179V198H180ZM182 197H185V196H182ZM191 197H192V196H191ZM194 197H195V196H194ZM251 197H252V196H251ZM0 198H1V197H0ZM4 198H5V197H4ZM4 198H3V199H4ZM15 198H16V197H15ZM25 198H26V197H25ZM25 198H24V199H25ZM28 198H29V196H28ZM28 198H27V199H28ZM34 198H35V196H34ZM55 198H57V197H55ZM55 198H52V199H55ZM59 198H60V197H59ZM59 198H58V199H59ZM68 198H67V199H68ZM82 198H84V196H83ZM85 198H87V197H85ZM85 198H84V199H85ZM119 198H120V197H119ZM124 198H125V197H124ZM134 198H135V197H134ZM144 198H143V199H144ZM155 198H156V197H155ZM166 198H167V197H166ZM177 198H178V197H177ZM203 198H205V197H202V199H201L202 201H203ZM208 198H209V197H208ZM208 198H206V200H207ZM245 198H246V197H245ZM252 198H253V197H252ZM3 199H2V200H3ZM7 199H8V198H7ZM7 199H5L6 202H7ZM30 199H31V198H30ZM30 199H29V200H30ZM45 199H46V198H45ZM45 199H44V202H45ZM50 199H51V198H50ZM67 199H65V200H67ZM78 199H79V198H78ZM90 199H93V201H94V198H91V197H90ZM95 199H97V201H98V199H99L98 196H97V198H95ZM107 199H108V197H107ZM107 199H106V200H107ZM109 199H110V198H109ZM121 199H122V198H121ZM138 199H139V198H138ZM143 199H142V200H143ZM167 199H168V198H167ZM167 199L165 200V202L167 201ZM185 199H186V197H185ZM195 199H196V197H195ZM198 199H199V198H198ZM250 199H251V198H250ZM255 199H257L256 196H255ZM255 199H253V200H255ZM17 200H19V199H17ZM17 200H15V201H17ZM22 200H23V199H22ZM33 200H34V199H33ZM33 200H32V201H33ZM46 200H47V199H46ZM48 200H49V199H48ZM55 200H56V199H55ZM62 200H63V199H61V201H62ZM74 200H72V201L74 202ZM86 200H87V199H86ZM111 200H112V198H111ZM115 200H117V199H115ZM118 200H120V199H118ZM122 200H123V199H122ZM125 200L128 201L127 199H125ZM159 200H160V199H158V201H159ZM161 200H162V199H161ZM173 200H174V199H173ZM173 200H172V201H173ZM206 200H205V201H206ZM246 200H247V198H246ZM246 200H245V201H246ZM251 200H252V199H251ZM13 201H14V200H13ZM25 201H26V200H25ZM34 201H37V200L35 199ZM57 201H59V200H57ZM57 201H56V202H57ZM61 201H60L59 203H58V202L56 203V202L48 201V203H49V202L56 203V207L58 208L59 206H61L60 203H62L64 200H63L62 202H61ZM67 201H68V200H67ZM76 201H77V202H76ZM84 201H85V200H84ZM91 201H92V200H91ZM91 201H90V202H91ZM103 201H104V200H103ZM109 201H110V200H109ZM130 201H131V200H129L128 202H130ZM132 201H133V200H132ZM137 201H138V200H137ZM146 201H147V200H146ZM153 201H155V200H153ZM163 201H164V200H163ZM178 201H179V202H182V201H180V200H178ZM183 201H184V200H183ZM188 201H189V200H188ZM214 201H215V200H214ZM217 201H218V200H217ZM245 201H244V202H245ZM248 201H249V200H248ZM248 201H246L247 204H248ZM258 201H259V200H258ZM0 202H2V201H0ZM3 202L5 203L4 200H3ZM29 202H30V201H29ZM29 202H28V200H27L25 203H22V201L19 202V203H21L22 205H23V204H24V205H26V204L29 205V204H31V202H30V203H29ZM37 202H38V201H37ZM37 202H36V203H37ZM39 202H40V201H39ZM69 202H71V201H69ZM73 202H72V203H73ZM82 202H83V199H82ZM82 202H81V203H82ZM90 202H87V203H90ZM111 202H112V201H111ZM111 202H109L108 204H110ZM116 202H117V201H116ZM118 202H119V201H118ZM118 202H117V203H118ZM121 202H123V201H121ZM141 202H142V201H141ZM150 202H151V201H150ZM169 202H170V201H169ZM186 202H187V201H186ZM197 202H198V201H197ZM207 202H208V201H207ZM207 202H206V203H207ZM218 202H219V201H218ZM220 202L224 203V201H220ZM220 202H219V204H220ZM244 202H240V203L242 204V203H244ZM254 202H256V201H254ZM7 203H8V202H7ZM10 203H11V202H10ZM10 203H8V204H10ZM12 203H13V202H12ZM28 203H29V204H28ZM36 203H35V206H36ZM41 203H42V204H41ZM79 203H78V204H79ZM94 203H95V202H94ZM97 203H99V202H97ZM97 203H96V204H97ZM103 203H104V202H103ZM124 203H125V202H124ZM124 203H123V204H124ZM143 203H144V200H143ZM159 203H160V202H159ZM194 203H195V201H194ZM199 203H200V202H199ZM203 203H204V202H203ZM210 203H211V202H210ZM222 203H221V206H220L219 208H222V205H223ZM250 203H251V202H250ZM261 203H263V202L261 201ZM2 204H3V203H2ZM2 204H1V205H2ZM21 204H18V205H16V206H18V208H19V205H21ZM33 204H34V203H33ZM45 204H46V203H45ZM65 204H66V203H65ZM69 204H70V203H69ZM69 204H68V205H69ZM78 204H77V205H78ZM83 204H84V202H83ZM91 204H92V203H91ZM96 204H95V205H96ZM100 204H101V203H100ZM123 204H121V205H123ZM151 204H152V203H151ZM182 204L184 205L185 203H182ZM186 204L188 205V202H187ZM189 204H190V205H191V204L193 205V203H192L191 201L189 202ZM216 204H217V203H216ZM257 204H259V202H257ZM5 205H6V204H5ZM5 205H4V206H5ZM11 205H12V204H11ZM24 205H23V206H24ZM27 205H26V206H27ZM40 205L43 206V202H42V201L40 202ZM40 205H39V206H40ZM49 205L51 206L50 203H49ZM58 205H59V206H58ZM62 205H63V204H62ZM85 205H86V204H85ZM89 205H90V204H89ZM92 205H93V204H92ZM104 205H105V204H104ZM110 205H112V204H110ZM133 205H134V202H133ZM140 205H141V204H140ZM140 205H139V206H140ZM190 205H188V206H190ZM196 205H197V204H196ZM202 205H203V204H202ZM204 205H205V204H204ZM204 205L202 206V208L204 207ZM206 205H207V204H206ZM208 205H210V204H208ZM213 205H215V204H213ZM230 205H231V204H230ZM243 205H245V203H244ZM253 205H254V204H253ZM259 205H262V204H259ZM16 206H15V207H16ZM39 206H38V204H37V207H39ZM45 206H46V205H45ZM45 206H43L42 208H44ZM53 206L55 207V205H53ZM66 206H67V205H66ZM87 206H88V204H87ZM96 206H97V205H96ZM102 206H103V205H102ZM136 206H137V204H136ZM148 206H149V205H148ZM179 206H181V205H179ZM188 206H186V207H188ZM225 206H227V204H226ZM225 206H224V207H225ZM228 206H229V205H228ZM233 206H234V205H233ZM233 206H232V207H233ZM247 206H249V205H247ZM256 206H258V205H256ZM263 206H264V204H263ZM263 206H262V207H263ZM0 207H3V205L0 206ZM7 207H8V205H7ZM10 207H11L12 209L14 208V207H12V206H10ZM33 207H34V206H33ZM47 207H48V205H47ZM47 207H45V208H47ZM54 207H53V208H54ZM61 207H62V206H61ZM68 207H69V206H68ZM72 207H73V206H72ZM74 207H75V206H74ZM78 207H80V206H78ZM82 207H83V206H82ZM89 207H90V206H89ZM93 207H94V206H92V209H93ZM120 207H121V206H120ZM120 207H119V208H120ZM133 207H134V206H133ZM176 207H177V206H176ZM194 207H195V205H194ZM194 207H193V208H194ZM196 207H198V205H197ZM196 207H195V208H196ZM205 207H206V206H205ZM214 207H216V206H214ZM244 207H245V206H244ZM249 207H250V206H249ZM251 207H254V206H251ZM11 208H10V209H11ZM22 208H23V207H22ZM24 208H25V207H24ZM24 208H23V210H24ZM31 208H32V204H31ZM51 208H52V207H51ZM51 208H50V209H51ZM57 208H56V209H57ZM63 208H64V207H63ZM97 208H99V207L97 206ZM100 208H101V207H100ZM117 208H118L117 206H112V207H109L108 209H110V211H116ZM124 208H126V206H125ZM144 208H145V207H144ZM144 208H143V210H145ZM174 208H175V207H174ZM184 208H185V207H184ZM184 208H183V209H184ZM235 208H236V207H235ZM235 208H234V209H235ZM245 208H246V207H245ZM247 208H248V207H247ZM4 209H7V208H4ZM10 209H9V210H10ZM12 209H11V210H12ZM15 209H16V208H15ZM19 209H20V208H19ZM35 209H36V208H35ZM39 209H40V208H39ZM54 209H55V208H54ZM60 209H61V208H60ZM60 209H58V210H60ZM65 209H66V208H65ZM76 209H77V208H76ZM79 209H80V211L83 210L82 208H79ZM85 209H87V208H85ZM122 209H123V208H122ZM177 209H178V208H177ZM177 209H175V211H176ZM180 209L182 210V208H179V211H180ZM196 209H197V208H196ZM205 209H206V208H205ZM210 209H213V208L210 207ZM216 209H218V208H216ZM216 209H215V212H216V214H217V213H219V212H217ZM224 209L226 210V208H224ZM241 209H242V208H241ZM257 209H258V208H257ZM2 210H3V209H2ZM25 210H26V209H25ZM31 210H32V209H31ZM33 210H34V209H33ZM36 210H37V209H36ZM51 210H52V209H51ZM67 210H68V209H67ZM70 210H72V209H70ZM90 210H91V207H90ZM100 210H102V208H101ZM105 210H106V209H105ZM126 210H127V209H125V211H126ZM140 210H141V209H140ZM140 210H139V213H140ZM147 210H148V209H147ZM187 210H188V209H187ZM189 210H190V209H189ZM199 210H201L200 207H199ZM202 210H203V209H202ZM202 210H201V212H202ZM213 210H214V209H213ZM218 210H219V209H218ZM222 210H223V209H222ZM229 210H230V209H229ZM229 210H228V211H229ZM237 210H238V208H237ZM237 210H236V214H238V213H237ZM239 210H240V209H239ZM246 210H247V209H246ZM246 210H245V211H246ZM248 210H249V209H248ZM254 210H255V209H254ZM13 211H14V210H13ZM15 211H16V210H15ZM18 211H19V210H18ZM44 211H45V210H44ZM47 211H48V209H47ZM56 211H57V210H56ZM64 211H65V210H64ZM73 211H74V209H73ZM76 211H77V210H76ZM83 211H84V210H83ZM119 211H121V213H122L123 210L120 209ZM175 211H173V212H175ZM177 211H178V210H177ZM197 211H198V210H197ZM207 211H208V210H206V212H207ZM219 211H220V210H219ZM243 211H244V210H243ZM2 212H3V211H2ZM6 212H7V210H6ZM16 212H17V211H16ZM20 212H22V210H21ZM26 212H27V211H26ZM28 212H29V210H28ZM30 212H31V211H30ZM38 212H40V211H38ZM38 212H37V213H38ZM50 212H51V211H50ZM60 212H61V210H60ZM62 212H63V211H62ZM71 212H72V211H71ZM71 212H69V214H70ZM78 212H79V211H78ZM97 212H98V211H97ZM97 212H96V214H97ZM99 212H101V211H99ZM102 212H103V211H102ZM108 212H109V211H108ZM116 212H118V211H116ZM123 212H124V211H123ZM129 212H131V211H129ZM181 212H183V211H181ZM184 212H185V211H184ZM186 212H187V211H186ZM189 212H191V210H190ZM199 212H200V211H199ZM215 212H211V210H210V213H212V214L215 213ZM229 212H231V211H229ZM249 212H250V211H249ZM249 212H248V214H249ZM253 212H254V211H253ZM4 213H5V212H4ZM7 213H9V212H7ZM10 213H11V211H10ZM13 213H14V212H13ZM23 213H24V211H23ZM52 213H53V212H52ZM52 213H51V214H52ZM66 213H67V212H66ZM79 213H80V212H79ZM90 213H91V212H90ZM90 213H88V214H90ZM94 213H95V212H94ZM94 213H93V214H94ZM111 213H112V212H111ZM119 213H120V212H119ZM121 213H120V214H121ZM124 213H125V212H124ZM133 213H135V215L138 214V212H136V211H135V212H132V215H133ZM187 213H188V212H187ZM191 213H193V212H191ZM196 213H197V212H196ZM196 213H195V214H196ZM240 213H242V212H240ZM246 213H247V212H246ZM246 213H245V214H246ZM2 214H3V213H1V215H2ZM16 214H17V213H16ZM16 214H15V215H16ZM29 214H30V213H29ZM33 214L35 215V211H34ZM33 214H32V215H33ZM40 214H41V213H40ZM44 214H45V213H44ZM48 214H49V213H48ZM57 214H58V212H57ZM59 214H60V213H59ZM64 214H65V213H64ZM77 214H78V213H77ZM80 214H82V212H81ZM86 214H87V212H86ZM88 214H87V215H88ZM102 214H103V213H102ZM106 214H107V213H106ZM109 214H110V213H109ZM109 214H108L107 216H110ZM120 214H119V215H120ZM125 214H127V213H125ZM125 214H124L123 216H125ZM128 214H129V213H128ZM128 214H127V216H128ZM177 214L179 215L178 212H177ZM181 214H182V213H180V216H181ZM212 214H211V215H212ZM223 214H226V213H224V211H223ZM223 214H222V215H223ZM1 215H0V216H1ZM10 215H11V214H10ZM32 215H31V216H32ZM53 215H54V214H53ZM73 215H75V214H73ZM82 215H83V214H82ZM82 215H80V219H81V216H82ZM87 215H85V216H87ZM90 215H92V214H90ZM90 215H89V216H90ZM97 215H100V214H97ZM119 215H118L117 217H119ZM130 215H131V214H130ZM130 215H129V216H130ZM242 215H243V214H242ZM242 215L239 214V217H240V216L242 217ZM250 215H251V214H250ZM3 216H4V215H3ZM5 216H6V215H5ZM13 216H14V215H13ZM19 216H20V215H19ZM25 216H26V215H25ZM43 216H44V215H43ZM55 216H56V215H55ZM55 216H54V217H55ZM67 216H68V215H67ZM67 216L65 215V218H66V219H67ZM92 216H93V215H92ZM94 216H96V215H94ZM115 216H116V215H115ZM121 216H122V215H121ZM136 216H137V215H136ZM180 216H179V217H180ZM193 216H194V215H193ZM208 216H210V215H208ZM243 216H247V214H246V215H243ZM248 216H249V215H248ZM1 217H2V216H1ZM1 217H0V218H1ZM10 217H11V216H10ZM14 217H15V216H14ZM21 217H22V216H21ZM21 217H20V220H21V222H22L23 219H21ZM41 217H42V216H41ZM41 217H40V218H41ZM52 217H53V216H52ZM60 217H61V216H60ZM96 217H99V216H96ZM96 217H95V218H96ZM103 217H104V216H103ZM182 217H183V216H182ZM189 217H190V216H189ZM4 218H5V217H4ZM8 218H9V217H8ZM11 218H12V217H11ZM11 218H10V219H11ZM25 218H27V217H25ZM30 218H31V217H30ZM42 218H43V217H42ZM49 218L51 219V217H49ZM55 218H57V217H55ZM55 218H54V219H55ZM87 218H88V217H87ZM87 218H84V219H86V221H87ZM91 218H93V217H91ZM107 218H108V217H107ZM191 218H192V217H191ZM191 218H190V219H191ZM197 218H198V216H197ZM12 219H13V218H12ZM18 219H19V218H18ZM33 219H34V218H33ZM36 219H37V218H36ZM46 219H47V218H46ZM46 219H45V221H46ZM62 219H64V216H63ZM68 219L71 220V218H68ZM68 219H67V220H68ZM72 219H73V218H72ZM76 219H77V218H75V219L73 220V223H74V221H76ZM99 219H100V218H99ZM99 219H97L98 222H99ZM101 219H103L102 216H101ZM188 219H189V218H188ZM190 219H189V220H190ZM202 219H203V217H202ZM225 219H227V218H225ZM242 219H243V218H242ZM20 220H19V222H20ZM38 220H39V219H38ZM42 220H43V219H42ZM42 220H41V221H42ZM55 220H56V219H55ZM55 220H54V222L56 223L57 220H56V221H55ZM59 220H60V219H59ZM59 220H58V221H59ZM67 220H66V221H67ZM91 220H92V219H91ZM105 220H106V216H105ZM193 220H194V219H193ZM195 220H196V219H195ZM15 221H16V220H15ZM36 221H37V220H36ZM48 221L50 222V220H47L46 222L48 223ZM66 221H65V222H66ZM84 221H85V220H84ZM86 221H85V222H86ZM88 221H89V219H88ZM88 221H87V222H88ZM94 221H96V220H94ZM94 221H93V222H94ZM183 221H186V219L183 220ZM199 221H200V220H199ZM0 222H1V221H0ZM8 222H9V221H8ZM17 222H18V221H17ZM21 222H20V223H21ZM37 222H38V221H37ZM42 222H43V221H42ZM60 222H62V221H60ZM63 222H64V221H63ZM81 222H82V221H81ZM87 222H86V223H87ZM98 222H97V225H98ZM193 222H194V221H193ZM200 222H201V221H200ZM202 222H204V221L202 220ZM205 222H206V221H205ZM10 223H11V222H10ZM15 223H16V222H15ZM20 223H17V224H20ZM29 223H31V222H29ZM38 223L40 224V222H38ZM38 223H37V224H38ZM43 223H44V222H43ZM47 223H46V224H47ZM51 223H53V220H52ZM55 223H54V225H55ZM75 223H76V222H75ZM77 223H79L78 220H77ZM100 223H101V222H100ZM196 223H197V222H196ZM206 223H207V222H206ZM206 223H205V224H206ZM4 224L7 225V223H3V225H2V223H1L0 225H2V226L4 227ZM11 224L14 225V223H11ZM25 224H28V223H25ZM58 224H59V223H58ZM58 224H57V226H58ZM62 224H63V223H61V225H62ZM67 224H68V222H67ZM67 224H66V223L64 224V229L67 228ZM69 224H70V223H69ZM90 224H91V222H90ZM197 224H198V223H197ZM202 224H203V223H202ZM8 225H9V224H8ZM8 225H7V226H8ZM32 225H35V224H32ZM41 225H42V227H43V224H41ZM44 225H45V224H44ZM59 225H60V224H59ZM61 225H60V226H61ZM71 225H72V223H71ZM73 225H74V224H73ZM79 225H80V224H79ZM79 225L75 224V226H79ZM85 225H86V224H85ZM88 225H89V224H87V226H88ZM95 225H96V224H95ZM97 225H96V226H97ZM162 225H163V223H162ZM167 225H168V224H167ZM200 225H201V224H200ZM223 225H224V224H223ZM24 226H25V225H24ZM28 226H29V225H28ZM28 226H27V227H28ZM46 226H47V225H46ZM50 226H51V225H50ZM60 226H59V227H60ZM83 226H84V223H83ZM160 226H161V225H160ZM163 226H165V224H164ZM168 226H169V225H168ZM13 227H15V226H13ZM13 227H12V230H11V231H13ZM22 227H23V225L21 226V228H22ZM36 227H37V226H36ZM38 227H39V225H38ZM40 227H41V226H40ZM44 227H45V226H44ZM44 227H43V229H44ZM47 227H48V226H47ZM47 227H45V229H46ZM70 227H72V226H70ZM79 227L81 228V225H80ZM84 227H86V226H84ZM84 227L81 228V230L84 229ZM161 227H162V226H161ZM193 227H194V226H193ZM10 228H11V226H10ZM10 228H7V227H6V230H7V229H10ZM16 228H17V227H16ZM30 228H33V227H30ZM51 228H52V233H53V225H52ZM54 228H55V227H54ZM74 228L76 229V227H74ZM74 228H72V229H74ZM80 228H78V229L80 230ZM88 228H89V227H88ZM88 228L86 227V231L84 230V231L86 232V234H87L89 231H91V229H89V231L87 232V229H88ZM92 228H93V225H92ZM94 228H95V227H94ZM39 229H40V228H39ZM41 229H42V228H41ZM41 229H40V231H41ZM64 229L62 230V232L64 231ZM67 229L69 230V226H68ZM78 229H76V230H78ZM99 229H101V228H100V224H99ZM99 229H98V231H100V232H98L97 229H96V232H97V233H101V230H99ZM163 229H164V228H163ZM163 229H161V230H163ZM167 229H170V227L167 228ZM18 230H19V229H18ZM25 230H26V229H25ZM32 230H33V229H32ZM32 230H31V231H32ZM34 230H35V233H37V232H36L37 230H36L35 228H34ZM49 230H50V229H48V231H49ZM54 230H55V229H54ZM65 230H66V229H65ZM68 230H67V232H68ZM79 230H78V232H77V236L74 237L73 234H72L71 237L76 238V237L79 236V238H80V237H81V236H80L81 233L78 234V233H79ZM94 230H95V229H94ZM94 230L92 229L93 232H94ZM165 230H166V229H165ZM263 230H264V229H263ZM3 231H4V230H0V232H3ZM11 231H10V232H11ZM40 231H39V232H40ZM43 231H44V230H43ZM70 231H71V230H70ZM92 231H91V233H92ZM163 231H164V230H163ZM163 231H162V232H163ZM8 232H9V230H8ZM67 232H66V233H67ZM74 232H75V234H76V231H74ZM74 232H73V233H74ZM80 232H81V231H80ZM85 232H83V233L85 234ZM104 232H105V230H104ZM167 232H168V231H166L165 233H167ZM260 232H262V231L260 230ZM260 232H257V233H260ZM6 233H7V232H6ZM22 233H23V232H22ZM33 233H34V231L32 232V235H33ZM46 233H48V232L45 231V235H46ZM50 233H51V231H50ZM50 233H48V234H50ZM52 233H51V236H53ZM60 233H61V232H60ZM60 233H59V234H60ZM71 233H72V231H71ZM71 233H70V235H71ZM83 233H82V234H83ZM89 233H90V232H89ZM91 233H90V236H91ZM105 233H106V232H105ZM165 233H163V234H165ZM0 234H1V233H0ZM26 234H27V233L25 232V235H26ZM40 234H44V233H40ZM48 234H47V236H49ZM54 234H56V232H54ZM63 234H64V233H63ZM63 234H62V236H63ZM68 234H69V232H68L67 234H64V235H65V239H66V238H67V239H68V238H69V239L71 238L70 235H69V237H68ZM82 234H81V235H82ZM163 234H161V235H163ZM261 234H262V233H261ZM263 234H264V233H263ZM1 235H2V234H1ZM20 235H21V233H20ZM28 235H29V233H28ZM28 235H26V236H28ZM30 235H31V234H30ZM34 235H35V234H34ZM38 235H39V234H37V236H38ZM66 235H67V236H66ZM94 235H96L95 232H94ZM98 235H100V237H101V236L104 237L105 234L102 233V234H97V236H98ZM2 236H3V235H2ZM2 236H1V238L4 237V236H3V237H2ZM22 236L24 237V235H22ZM37 236H36V238H37ZM51 236H49V237L51 238ZM84 236H85V235H84ZM92 236H93V233H92ZM106 236H107V235H106ZM232 236L234 237V235H232ZM261 236H263V235H261ZM7 237H8V236H7ZM31 237H32V236H31ZM39 237H42V236L39 235ZM44 237H45V236H44ZM53 237H54V236H53ZM58 237H59V236H58ZM58 237H57V238H58ZM63 237H64V236H63ZM88 237H89V235H88ZM88 237H87V238H88ZM94 237H95V236H94ZM94 237H93V238H94ZM98 237H99V236H98ZM164 237H165V235H164ZM164 237H163V236L161 237V238H163V240L161 239V240L163 241V242L161 241L162 243H164L165 240H166ZM166 237H167V236H166ZM233 237H230V238H233ZM1 238H0V239H1ZM4 238H6V237H4ZM20 238H22V237L20 236ZM25 238H26V237H25ZM28 238H29V237H28ZM33 238H35V237H33ZM33 238H32V240H35V239H33ZM45 238H46V237H45ZM55 238H56V237H55ZM55 238H54V239H55ZM57 238H56V239H57ZM59 238H60V237H59ZM81 238H82L81 240H83V237H81ZM84 238H85V237H84ZM87 238H86L85 240H86L87 242H89V241H90V240H89L90 238H88L89 241L87 240ZM168 238H169V237H168ZM170 238H171V237H170ZM6 239H7V238H6ZM6 239H5V240H6ZM30 239H31V238H30ZM30 239H29V240H30ZM39 239H40V238H39ZM41 239H43V238H41ZM41 239H40V240H41ZM63 239H64V238H63ZM65 239H64V241H65ZM77 239H78V238H77ZM77 239H76V240H77ZM105 239H106V237H105ZM105 239H103V240H105ZM108 239H110V238L108 237ZM164 239H165V240H164ZM182 239L184 240V238H182ZM263 239H264V238H263ZM20 240H21V239H20ZM20 240H19V241H20ZM23 240H24V239H23ZM25 240H26V239H25ZM45 240H46V239H45ZM47 240H48V239H47ZM51 240H52V239H51ZM60 240H61V239H60ZM78 240H79V239H78ZM81 240H80V241H81ZM98 240H100V239H98ZM170 240H172V239H170ZM173 240H174V239H173ZM178 240H179V239H178ZM186 240H187V239H186ZM231 240H232V239H231ZM240 240H241V239H240ZM36 241H37V243H38V242H42V241H38V240H36ZM36 241H35V242H36ZM49 241H50V239H49ZM62 241H63V240H62ZM62 241H60V243H61ZM73 241H74V239H73ZM80 241H78V242H80ZM94 241H96V239H94ZM100 241H101V240H100ZM100 241H98V242H100ZM166 241H167V240H166ZM174 241H175V240H174ZM180 241H181V240H180ZM225 241H226V240H224V242H225ZM228 241H229V240H228ZM228 241H226V242H228ZM241 241H242V240H241ZM245 241H246V240H245ZM30 242H31V241H30ZM32 242H33V241H32ZM44 242H45V241L43 240L42 244H43ZM50 242H51V241H50ZM52 242H53V240H52ZM55 242H58V241H55V240H54V245H56ZM65 242L67 243V241H65ZM69 242H70V241H69ZM78 242L76 241L75 243H78ZM83 242H85V241H83ZM83 242H80V243H83ZM98 242H96V243H98ZM105 242H106V241H105ZM133 242H134V241H133ZM187 242H189V241L187 240ZM230 242H232V241H230ZM233 242H234V241H233ZM236 242H237V241H236ZM247 242H250V241H246V243H247ZM19 243L21 244L22 242L20 241ZM33 243H34V242H33ZM33 243H32V245H33ZM45 243H46V242H45ZM60 243H58V244L60 245ZM85 243H86V242H85ZM90 243H92L93 247H95V245H94L93 242H89L88 244L91 245ZM101 243H102V242H101ZM130 243H131V242H130ZM166 243H167V242H166ZM166 243H165V244H166ZM174 243H175V242H174ZM180 243H181V242H180ZM183 243H184V242H183ZM234 243H235V242H234ZM252 243H253V242H252ZM23 244H24V242H23ZM25 244H26V243H25ZM30 244H31V243H30ZM47 244L50 245L51 243L49 244V242H48ZM69 244H70V243H69ZM72 244H73V242H72ZM104 244H106V243H104ZM115 244H116V243H115ZM115 244H114V247H115ZM125 244H126V243H125ZM133 244H134V243H133ZM141 244H142V243H141ZM141 244H140V245H141ZM228 244H229V242H228ZM236 244H237V243H236ZM236 244H235V245H236ZM241 244H242V243H241ZM241 244H239V245H241ZM263 244H264V243H263ZM21 245H22V244H21ZM26 245H27V244H26ZM26 245H25V247H26ZM32 245H30V248H31ZM37 245H38V244H37ZM37 245H36V246H37ZM39 245H41V243H39ZM43 245H44V244H43ZM62 245H64V244H62ZM62 245H61V246H62ZM66 245H67V244H66ZM74 245H75V244H74ZM89 245H86V246H89ZM92 245H91V246H92ZM112 245H113V244H112ZM116 245H118V243H117ZM121 245H122V244H121ZM129 245L131 246V244H129ZM129 245H127V246H129ZM140 245H139V246H140ZM142 245H143V244H142ZM142 245H141V246H142ZM150 245H151V244H150ZM162 245H163V244H162ZM178 245H179V244H178ZM181 245H184V244H181ZM230 245L232 246V244H230ZM233 245H234V244H233ZM22 246H23V245H22ZM27 246H28V245H27ZM51 246H52V244H51ZM84 246H85V245H84ZM91 246H90V247H91ZM103 246H105V245H103ZM103 246L101 245L102 248H103ZM108 246H110V245H108ZM127 246H126V247H127ZM135 246H136V245H135ZM145 246H147V245H144V248H143L144 250H146V248H147V249H150V248H148L149 245H148V247H146V248H145ZM166 246H167V245H166ZM170 246H171V245H170ZM223 246L225 247L226 245H223ZM228 246H229V245H228ZM245 246H247V245H245ZM248 246H249V245H248ZM252 246H254V245H252ZM256 246H257V245H256ZM25 247H24V249L29 248V247H26V248H25ZM34 247H35V246H34ZM41 247H42V246H41ZM54 247H55V246H54ZM58 247H59V246H58ZM58 247H56V248H58ZM65 247H66L65 250H67V246H64V248H65ZM70 247H71V246H70ZM76 247H78V246H76ZM76 247H74V249H75ZM79 247H80V246H79ZM117 247L120 248V245H118ZM117 247H116L115 249H118ZM172 247H173V246H172ZM172 247H171V248H172ZM229 247H230V246H229ZM239 247H241V246H239ZM239 247H238V248H239ZM242 247L244 248L243 245H242ZM254 247H255V246H254ZM262 247H263V246H261V248H262ZM21 248H22V247H21ZM30 248H29V249H30ZM37 248H39V247H37ZM42 248H43V249H46V248H44V247H42ZM51 248H52V247H51ZM56 248H54V249H56ZM68 248H69V246H68ZM82 248H83V245H82ZM88 248H89V247H88ZM91 248H92V247H91ZM91 248H90V250H91ZM99 248H100V247H99ZM99 248H98V250H101V249H99ZM105 248H106V246H105ZM111 248H112V247H110V248H108V249L111 250ZM121 248H122V247H121ZM127 248H129V247H127ZM135 248H136V247H135ZM158 248H159V247H158ZM174 248H175V246H174ZM177 248H181V247H177ZM182 248H183V247H182ZM226 248H228V247L226 246ZM234 248H235V247H234ZM246 248H247V247H246ZM246 248H245V249H246ZM250 248H251V247H250ZM250 248H249V250H250ZM258 248L260 249V247H258ZM24 249H23V252H24ZM33 249H34V248H33ZM35 249H36V247H35ZM52 249H53V248H52ZM52 249H51V250H52ZM61 249H63V246H62ZM71 249H73V248L71 247ZM78 249H79V248H78ZM93 249H94V248H93ZM95 249H96V248H95ZM103 249H104V248H103ZM103 249H102V250H103ZM106 249H107V248H106ZM115 249L113 248V250H115ZM122 249H124V248H122ZM138 249H139V247H138ZM138 249H137V250H138ZM163 249H164V248H163ZM167 249H168V248H167ZM247 249H248V248H247ZM254 249H255V248H254ZM263 249H264V248H263ZM263 249H262V250H263ZM47 250H48V249H47ZM49 250H50V247H49ZM57 250L59 251V248H58ZM69 250H70V249H69ZM69 250H67V251H69ZM75 250H76V249H75ZM81 250H82L83 253H84V250H85V249L83 248V249H81ZM86 250H87V248H86ZM90 250H89V251H90ZM98 250H97V251H98ZM110 250H108V251H109L108 253H110ZM113 250H112V252H113ZM131 250L133 251L132 247H131ZM135 250H136V249H135ZM135 250H134V251H135ZM156 250H158V249H156ZM161 250H162V249H161ZM180 250H181V249H180ZM180 250H179V251H180ZM225 250H226V249H225ZM235 250H236V249H235ZM240 250H241V249H240ZM240 250H239V251H240ZM249 250L246 251V253H247V252H248V253H251V252H249ZM27 251H28V250H27ZM31 251H32V250H31ZM33 251L36 253L35 256H37L39 250H37L38 252L35 251V250H33ZM40 251H41V250H40ZM54 251H56V250H54ZM58 251H57V252H58ZM67 251H66L65 254L68 253ZM70 251H71V250H70ZM72 251H73V250H72ZM87 251H88V250H87ZM91 251H92V250H91ZM124 251H125V250H124ZM132 251H131V252H132ZM134 251H133V252H134ZM138 251H139V252H138ZM138 251H137L138 254H137V252H136L137 255H139V253H142L143 250H142V251H141V250H138ZM167 251H169V250H167ZM167 251L164 252V253H165V254H163L164 256L166 255ZM175 251H176V250H175ZM233 251H234V250H233ZM250 251H251V250H250ZM253 251H254V250H253V248H252V252H253ZM256 251H257V250H256ZM25 252H26V251H25ZM29 252H30V251H29ZM29 252H28V253H29ZM41 252H42V251H41ZM41 252H40V253H41ZM43 252H44V251H43ZM49 252H50V251H49ZM52 252H53V251H52ZM62 252H63V251H62ZM75 252H76V251H75ZM75 252H74V253H75ZM78 252H80V251H78ZM85 252H86V251H85ZM94 252H96V251L94 250ZM99 252H100V251H99ZM104 252H105V250H104ZM112 252H111V253H112ZM151 252H152V251H151ZM155 252H156V251H155ZM176 252H177V251H176ZM176 252H175V253H176ZM236 252H237V250H236ZM30 253H32V252H30ZM44 253H45V252H44ZM44 253H42V254H44ZM46 253H47V252H46ZM46 253H45V254H46ZM50 253H51V252H50ZM54 253H55V252H54ZM69 253L72 255V252H69ZM76 253H77V252H76ZM76 253L73 254V256L76 255ZM87 253H88V252H87ZM101 253H102V251H101ZM111 253H110V254H111ZM124 253L126 254V252H124ZM157 253H158L159 256L161 255L159 252H157ZM221 253H222V252H221ZM224 253H225V251L222 253V254H223L222 257L224 256ZM228 253L233 254V256H234V254H236V253H232V250H231V249H227L226 254H228ZM244 253H245V252H244ZM257 253H259V252H257ZM42 254H41V255H42ZM62 254H63V253H62ZM65 254H64V255H65ZM78 254H79V253H78ZM78 254H77V255H78ZM81 254H82V253H81ZM95 254H96L97 256H100V255L97 254V253H95ZM102 254H103V253H102ZM102 254H101V255H102ZM143 254H144V253H143ZM143 254H142V256H141V254H140L139 258H140V257H143ZM153 254H154V252H153ZM171 254H172V252H171ZM173 254H174V253H173ZM26 255H28V254H26ZM33 255H34V254H33ZM46 255H47V254H46ZM48 255H49V254H48ZM48 255H47V257H49ZM51 255H53V253H52ZM54 255H55V254H54ZM59 255H60V254L58 253L57 256H59ZM79 255H80V254H79ZM82 255H83V254H82ZM106 255H107V254H106ZM106 255H105V256H102V257H105V258H106ZM126 255H127V254H126ZM134 255H135V254H134ZM163 255H162V256H163ZM169 255H170V254H169ZM169 255H168V256H169ZM243 255L245 256L246 254H243ZM243 255H242V257H243ZM251 255H252V256H255V255L252 254V253H251ZM3 256H4V255H3ZM66 256H68V255H66ZM124 256H125V255H124ZM127 256H128V255H127ZM144 256H145V255H144ZM153 256H154V255H153ZM156 256H157V255H156ZM162 256H160V257H162ZM168 256H166V257H168ZM231 256H232V255H231ZM233 256H232V257H233ZM247 256H248V255H247ZM260 256H261V255L259 254L258 257H260ZM25 257H26V256H25ZM31 257H32V256H31V254H30V256H29V260H30L31 262H33ZM41 257L43 258V256H41ZM63 257H64V256H63ZM63 257H62V258H63ZM70 257H71V256H70ZM102 257H101V258H102ZM109 257L111 258L110 255H108V258H109ZM125 257H126V256H125ZM128 257H129V256H128ZM130 257H131V256H130ZM134 257H135V256H134ZM145 257H146V256H145ZM149 257H150V255H149ZM149 257H146L145 259H147V258H149ZM234 257H235V256H234ZM245 257H246V256H245ZM261 257H262V256H261ZM22 258H24V256H23ZM33 258H35V257H33ZM36 258H37V257H36ZM49 258H50V260H51V257H49ZM53 258H54V257H53ZM64 258H65V257H64ZM72 258L74 259V257H72ZM72 258H70L68 261H70V260L72 261V260H73ZM75 258L77 259V256H76ZM105 258H104V259H105ZM112 258H113V257H112ZM137 258H138V257H137ZM139 258H138L137 260H139ZM150 258H154V257H150ZM227 258L230 259L231 257H230V258L227 257ZM247 258H248V257H247ZM250 258H251V257H250ZM4 259H5V258H4ZM24 259L27 260L28 257H26V258H24ZM24 259H23V260H24ZM39 259H40V256H39ZM43 259H44V258H43ZM54 259H55V258H54ZM59 259H60V258L58 257V259H56V260H59ZM67 259H68V258H65L64 261H63V259H62L63 262L61 261V263L63 264L64 262H66ZM76 259H75V260H76ZM99 259H100V258H99ZM99 259H98V260H99ZM114 259H115V258H114ZM129 259H130V258H129ZM133 259H134V258H133ZM155 259H156V258H155ZM160 259H161V258H160ZM171 259H172V258H171ZM224 259H226V257H225ZM228 259H227V260H228ZM248 259H249V258H248ZM255 259L257 260V257H256V256H255ZM255 259H254V260H255ZM21 260H22V259H21ZM40 260H41V259H40ZM50 260H49V261H50ZM60 260H61V259H60ZM60 260H59V261H60ZM75 260H74V261H75ZM108 260L110 261V259H108ZM108 260H107V261H108ZM115 260H117V259H115ZM140 260H141V259H140ZM143 260H144V259H143ZM162 260H163V258H162ZM168 260H169V259H168ZM172 260H174V259H172ZM230 260H231V259H230ZM244 260H245V259H244ZM254 260H253V261H254ZM258 260H259V258H258ZM258 260H257V262H258ZM263 260H264V259H262V261H263ZM19 261H20V260H19ZM27 261H28V260H27ZM37 261H39L38 258H37ZM42 261H43V260H42ZM44 261H45V260H44ZM44 261H43V262H44ZM51 261H54L53 263L56 264V261H55V260H51ZM78 261H79V260H78ZM86 261H88V260H86ZM95 261H96V260H95ZM152 261H153V260H152ZM163 261H165V259H164ZM224 261H225V260H224ZM245 261H247V259H246ZM249 261H250V260H249ZM22 262H23V261H21V264H22ZM24 262H25V261H24ZM35 262H36V259H35ZM43 262H41V263H43ZM90 262H93V261H90ZM96 262H97V261H96ZM101 262H103V261H101ZM110 262H111V261H110ZM110 262H109V263H110ZM112 262H114V261H112ZM116 262H117V261H116ZM116 262H114L113 264H115ZM131 262H132V260H131ZM142 262H143V261H142ZM155 262H156V261H155ZM166 262H167V261H166ZM251 262H252V261H251ZM254 262H256V261H254ZM257 262H256V264H257ZM259 262H260V260H259ZM259 262H258V263H259ZM38 263H40V262H38ZM41 263H40V264H41ZM44 263H45V262H44ZM47 263H49V262H47ZM57 263H58V262H57ZM71 263H73V262H71ZM74 263H75V262H74ZM74 263H73V264H74ZM79 263H80V261H79ZM109 263H107V264H109ZM128 263H129V262H128ZM143 263H144V262H143ZM152 263H154V261H153ZM152 263H150V264H152ZM156 263H157V262H156ZM158 263H159V262H158ZM158 263H157V264H158ZM225 263H227V261H226ZM225 263H224V264H225ZM28 264H29V263H28ZM31 264H32V263H31ZM36 264H37V263H36ZM45 264H46V263H45ZM50 264H52V263L50 262ZM59 264H60V263H59ZM66 264H67V263H66ZM68 264H69V263H68ZM75 264H76V263H75ZM85 264H86V263H85ZM87 264H90V263H87ZM100 264H101V263H100ZM105 264H106V263H105ZM111 264H112V263H111ZM117 264H118V263H117ZM121 264H122V263H121ZM130 264H131V263H130ZM132 264H134V263H132ZM135 264H136V263H135ZM140 264H141V263H140ZM145 264H146V263H145ZM148 264H149V263H148ZM221 264H222V262H221ZM247 264H248V263H247ZM249 264H253V262H252V263L249 262ZM254 264H255V263H254ZM259 264H261V263H259ZM262 264H263V263H262Z\"/></svg>",
	"mask_w": 264,
	"mask_h": 264
}]
</instances>
